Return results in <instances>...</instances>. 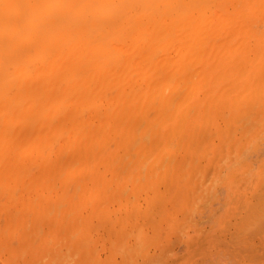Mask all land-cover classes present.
<instances>
[{
    "label": "bare ground",
    "instance_id": "1",
    "mask_svg": "<svg viewBox=\"0 0 264 264\" xmlns=\"http://www.w3.org/2000/svg\"><path fill=\"white\" fill-rule=\"evenodd\" d=\"M258 20H262L264 22V0H0V189H1V187L4 188V190H3V188L0 190L1 191V193H0V196H1L0 199L2 198V200H5V202L8 204V206H6L7 204H5V202H3L2 200H0V208L1 209H4V214L2 213L3 211L2 212L0 211V213H1L0 216L3 215L1 217L2 219L0 218L1 219V221H0L1 222L0 227H2V229L0 228V231H1L0 234L2 236H5V235L7 236V237L6 236L5 237H2L0 235V238H3L1 240L5 241L7 238H8V240L9 239H12L13 240L14 237L15 238L17 237V240L14 239L13 244L11 245L12 246L11 249L12 248H17L18 250L17 249H12V250L13 251H15V250L16 251H19V249L20 250L22 249V248H20V246L21 247L23 246V248H24L27 245L26 242L29 240V237L31 235V232L34 231V230H32L34 228H31L30 227V229H28L29 227L26 226V221H27V219H29V217H30V219L28 220V221H30V222H28V223H30V224H28L29 226L30 225L32 226L33 224L34 225H37V223H39L38 221L40 220V219L37 220L38 218H44L45 220L42 219L43 222H44V224H47L48 225V222L45 223L46 222V218H48L47 209L49 211V210H53V209L57 208V206H55L53 204L54 203L53 200H55V201L57 200L59 202L57 204L55 203L56 205H58V207H60V204L61 203H62V205L64 204V206L66 207L67 210L69 208H71V209L74 210L75 207H76V209L78 207H80V205L78 207L75 206L74 208L71 207V205L72 206L74 205V204H71V203H73V201L76 200L75 195L76 194H79L77 192H80V190L82 189V188L80 189V186L81 187H84V185H85L81 180H78V177L80 178V175H82L80 173L83 172V173L87 174L88 176H90L92 179H94L95 174L97 173L98 167L100 165H103V163H102V164H100L98 166L99 160L100 159L101 160H104V158L107 157V156H109V155H112V156H110L111 158L114 157V156H116L115 155L116 154V149H115L116 147L114 148L115 149L114 150L112 148V146H111V144H114V142L116 140L115 135L118 138L120 137L119 139H121V136H120L121 134H122V136L123 135L124 136H126V135L127 136H131L132 135L131 133L133 131H135V130H137V131H135L133 133H137L136 135L140 134L141 132H143L141 130L142 129L141 127H143V129L145 128L147 130L148 126L146 124L148 122L146 121V123H145V120L148 118L147 116L150 113H152V111L149 113L150 110H153V111L155 110L156 111L155 112L156 115L153 117V119H156L154 121V123L157 122V120L158 121H161V123H163L164 121H166V118L167 117L170 118V116H168V115H171L169 113V112H171V110H168L169 107L170 108L172 107L171 109H173L174 111H176V109H174V107L176 108V106H178L179 103L181 104L183 102L182 99H184L185 97H184V94L182 95L181 93H185V95H186V91L184 89L187 86L186 85L187 84L186 82H188V79H189V82H190V83L188 82L189 87H190L189 90H191V88L194 87V86L191 85V82H192L193 85H195V87H198L196 85H200L202 83L201 81H205L206 82V80H207L206 77L207 76H206V74L204 72L205 70H203L204 67L202 68V66L201 67L199 66V67H197L198 69H201L200 70L201 73L198 70V72L200 73L199 75H198V73L196 71L197 68L196 69L194 68V72L197 73V74L195 73L196 76L198 75L197 77L196 76L194 77L195 80L194 79L192 81L190 80V78H193L192 75L194 74V72L192 73V75L191 74H187L188 77L186 79H183L182 77H180V78H182L184 80L183 83L181 81H179V82H181L183 84V87H181L182 84H180L181 89L180 88H177V87H179V84L176 83V82H178V79H176L177 81L174 84L175 86L173 85V89L176 92L179 91L178 93H180V96L176 92H175V94L172 93L173 92L172 86L170 84L168 86L167 83L170 82V80L172 79V77H174V75L177 73V71H179V70L181 71L182 68L185 69L186 67H188V66L190 67V65H192V64L195 63V62H192V63H189L186 66L185 64H187V61L188 62H191L192 60H197L196 62L203 61L202 63L204 64V62H209L210 60H214V59H222V60H228V61H237V60H239V61H242L244 63L245 62L248 63L251 60H260V61L261 60H264V32L263 31H260L258 29V27L256 25V22ZM247 42H250L252 44H250V43L247 44ZM245 45H247L248 47L245 46ZM251 46H255L256 47V50L253 51L251 49ZM184 60L186 62H182ZM179 62H182L184 64V66L182 65V63L180 65ZM214 64H215V61L212 64V67H213ZM210 65H211V63H210ZM242 65H243V63H242ZM257 67H259V66H257ZM229 68L230 67H228L227 69H229ZM262 71L264 72V70H262ZM202 72L206 76L205 77L206 78L205 80H203L204 79L203 78L204 75L202 74ZM229 72L230 71H228V73ZM238 74H239V72H238ZM185 76H186V74H185ZM185 76H184V78H185ZM189 76H192V77L189 78ZM216 76L217 75L215 74V77ZM220 76H218V78ZM225 76H226V74H225ZM225 76L223 75V77H225ZM240 76H239V78H240ZM177 78H179V77H177ZM196 78H198V80ZM263 78L260 77L259 79H263ZM166 80L168 82H166ZM185 80H187V81H185ZM205 82L203 84H205ZM256 82H254V83H256ZM217 83H219V82H217ZM229 84H227V85H229ZM224 85H226V83ZM238 85H239V83H238ZM252 85H254V84H252ZM252 85H250V86H252ZM202 86H204V85L201 84V88H202ZM195 87H194V89H195L194 91L192 89L191 91H188V92H196V88ZM260 87H262V86L260 85ZM226 88H227V86H226ZM256 88H258V87H256ZM168 89H170V90H168ZM177 89H178V91H177ZM182 89L184 91L181 92ZM222 89L223 88H221V90ZM247 89L244 88L245 91ZM231 90H233V89H231ZM256 90H254V91H256ZM259 90H257V91H259ZM167 91H168V93L170 91L171 92L169 94H167ZM206 91H208V90H206ZM240 91H242V90H240ZM257 91L254 92V95L252 94L253 92L250 95H248L249 93L247 94L249 96V99L250 100L252 99V103H253L252 104V103L249 102V105H248L249 107L251 106L252 108L253 107L255 108L256 105L254 103H256L260 99L261 96L260 97L258 96L259 98H256L257 95L260 94ZM260 92H261V90H260ZM262 92H263V90H262ZM224 93H227V91L224 92ZM232 93H233V91H232ZM256 93H257V95L255 96ZM171 94L173 96H176L177 95V98H176L177 100H175V104L176 103H178V104L175 105V106L173 105L174 104V101L173 100H174L175 97H173V100L171 101V98H172V95ZM169 95H171V96H169ZM187 95L188 96H186V98L187 97L189 98V94H187ZM224 95H226V94H224ZM251 95H253L252 97L253 98L255 97L256 99L253 100V98H250ZM169 97H171V98L169 99ZM215 97H216V99H218V96H215ZM235 97L236 98H233L234 100H236L237 97H239V96H235ZM247 97H246V100L245 101H247V99H248ZM199 98H201V97H199ZM261 98H263V97H261ZM212 99H213V102H214V97L213 96H212ZM249 99H248V101H249ZM197 100L198 99H196V101ZM210 102H208L209 104L207 103V106L205 105L207 108H209L207 110L208 112H210L209 111L210 110V107H211L210 104L211 105L212 104L214 105V103L212 102L211 99H210ZM233 102H235V101H233ZM226 103H227V101H226ZM241 103H242V101H241ZM259 103H261L260 100H259ZM251 104L254 105V106H252ZM195 105L194 106H195V111H196L197 103ZM262 105H263V103H262ZM189 106H191V105H189ZM214 107H216V106H214ZM249 107H248V111H249ZM257 107H258V104H257L256 108ZM204 109H205V107H204ZM204 109H203V111H204ZM243 109H244V107H242L240 109V111L243 110ZM167 110H168V112H167ZM173 110H172V112H174ZM191 110H192V113L191 114H193L195 112L193 105L191 106L190 111L187 114H189L191 112ZM246 110H247V108L244 109L243 111L244 112H247ZM211 111H212V107H211ZM218 111H219V109H218ZM233 111H235V110H233ZM233 111L231 110L230 112H232V114H233ZM147 112L149 114H147ZM165 112H167V113L165 114ZM184 112H185V108L183 110V113ZM206 112L203 113L204 116L205 115L207 116V113ZM216 112H217V110H216ZM244 112H242V111H241V113L238 112L240 115L239 114H236V115L237 116L239 115L241 117V119H242V116L241 115ZM247 113L244 114V115L249 116V114H247ZM258 113H259V111H258ZM184 114L181 113V115H183V116L178 115L179 116L178 117L179 118L178 123L183 118L189 117L188 115H187V117H185L186 114H185V116H184ZM191 114H190V116H191ZM153 115H154V112H153ZM153 115H151V116H153ZM172 115H173V113H172ZM206 116H205V118H206ZM229 116L231 117L232 115H229ZM207 117L209 118V115ZM144 118H146V119H144ZM173 118H174V116L172 117V119ZM141 119H144V121L141 120ZM243 119H245V118H243ZM203 120H204V123H202L203 121L201 120L202 121L201 122V125L202 126L197 121V123L199 124L198 126H201L199 128L196 125V122L195 123L193 122L195 125L192 124L194 126V128H195V126H197L195 128L196 131H197V128H198V130L201 129L199 131H202V133L204 132L203 134L201 132H199L200 135L201 134L203 135L202 137H204L205 130L207 129V127H206L207 125H205V123H206V121L208 119L206 118V119H203ZM225 120H227V119H225ZM140 121L142 123H144L145 125L144 124L142 125ZM229 121H231V120H229ZM183 122H185V120H182V122H180V123L183 124ZM134 123H135V125L140 124V125H138L139 127L136 128L135 125H134ZM154 123H152V124H154ZM158 123H160V122H158ZM158 123H155L154 124V127H157L158 126ZM161 123H160V125H161ZM178 123H176V126H177ZM207 123H209V125H210V119H209V121H207ZM227 123H228V120H227ZM152 124H150L151 127L148 129L149 131L147 130L148 133H150V131H151V135L152 136H154V135L157 136V134L159 136V134H162V133H159L158 131H157V134H155L156 133V130H159L160 129L159 128L160 126L158 127L159 129L156 128L154 130V127H153ZM203 124L205 125L206 128H204ZM226 124L223 125L222 127L224 128V126H227L228 128H230L232 126L231 125L229 127V125L231 123L229 125H226ZM209 125H208V127H209ZM130 126L132 127V129H134L133 128V126H134L135 127V130H133L131 132L132 129L130 128ZM145 126H147V128ZM219 126H221V125H219ZM152 127H153V129L151 130ZM169 127H170V125H169ZM177 127H179V124H178ZM177 127H175V130H174V127H172L173 129H170L169 128V130H167L169 132V135L170 136L167 135L168 133L166 131V133H167L166 135L169 136L171 140H172L171 137L173 136L171 133H173L174 131H176V128ZM187 128H188V126H187ZM194 128H192V129H194ZM221 128L218 129L219 132H222V129ZM261 128H262V126H261ZM139 129H140V133H138V130ZM202 129H205V130L203 131ZM170 130H174V131L173 132L172 131L170 132ZM254 130H256V129H254ZM225 131H227L226 128H225ZM206 132H208V131H206ZM148 133H147V135H149ZM175 133L176 132H174V135H175ZM180 133H182V131ZM222 133L224 134V132H222ZM140 135L142 136L141 138L146 137V133H144V136L142 135V133ZM140 135L137 136V137H140ZM184 135L186 136V138L188 136H189L188 138H191L192 137L191 133H190V135L187 134L188 136L183 133V136ZM219 135H221V133ZM194 136L196 137V140H195L194 137H192V139L194 141H196L195 143H197V145L193 142V140L190 142L189 139H186L185 138L187 141L186 140H183L182 147H180L181 146V140H182V138H179V139H181L180 140V145L178 144L176 146V148H177L176 150L177 151H176L175 155L173 153V156L175 158L176 157L178 158L177 152H179L178 155H179V158H181V159L178 158V160H177V158L175 159L173 157L174 160L172 159V161H170V158H172L171 157V154L172 153L170 154V156H169L168 159L165 158V157H163V160L165 158V160L167 159V161H168L166 164H163V165H165V167H168V168H165V171L163 170L165 174L163 173L162 170L161 171L159 170L160 171V173H159L160 176L158 174V178L159 179L158 178L157 179H158V181L159 180L161 181L162 180L161 179L162 178V175H167V176H165V177L163 176V177L166 180H168V179L169 180H168V182L167 181L164 182V180H163L162 185L168 186V185L171 184L172 187L175 186V188L178 185V187L176 189H178V190L181 191V188L180 187L182 186V191L184 190L183 189V186L184 185H180L181 182H179V181H178L177 184H176V182L181 177L186 178L187 175L190 177V174H193V173H191L192 172V168H191L192 166L190 165L191 167H189V170L188 171L191 170V172L189 173V172H186V170L183 171L184 168L186 169V167H184V165L186 166V165L191 164L192 160L194 158L196 160L197 158L194 157L192 160H187L190 163L189 162L182 163V162H185V161H183L184 158H185L184 160H186L191 155V153L189 154L187 152H189L192 149H193L192 151H194V148H192V147H194L195 145H196V147L199 145V148L198 149H200V147H201L200 144H199L201 142V138L199 140L198 139L199 138V135H197L195 133H194ZM123 137H122L123 142H127L128 144L131 143V145H129L130 147L127 145V147L130 148V149L128 148V150L126 148L127 152L129 150H130L129 153L134 154V152H135L136 155H137V157H138V154H140V153L137 154V150H139V148H140V150H139V152H140L141 149L143 148L142 147V142L143 143L146 142L145 139H147V137L149 138V136H147L145 139H142L143 140L142 142H140L138 140L141 139V138H136V140H135V137L136 136L131 141H130V139H129V141H127V138H125L126 140H124ZM174 137L175 136H173V138ZM152 138H150V140H148V143H149V141H150L151 144H153V142H154V144H157V145H154L153 144V148L155 149V147H156V149H157V147L160 145L161 142L157 143L158 141L155 138H158V137H155V138L152 137ZM237 138H238V136H237ZM245 138H247V137H245ZM170 139L168 138V141H170ZM213 139H211V140H213ZM225 139H226V137H225ZM153 140H156V142L153 141ZM197 141H199V142H197ZM103 142H107V143L110 142V143L108 144V146H104L103 145ZM137 142L138 143L140 142L141 143V146L138 147V145H137V147H136L137 150L133 152L132 147L135 146L134 144H137ZM206 142H204V143H206ZM132 143H134V144H132ZM187 143H189L190 145L192 143H194L195 145L194 146L188 145V148L186 149L185 147H187L186 146ZM224 143H225V141H224ZM144 144H143V146H144ZM114 145L116 146V144H114ZM201 145H202V143H201ZM229 145H231V144H229ZM263 145H262V147H263ZM119 146H121V142H120V145ZM149 146H150V144H149ZM149 146H147V145L144 146L145 149H142V152L141 153H143V154L142 155L140 154L141 156L144 155L143 157H145V158H146V156L147 157H149V155L151 156V153H149V154L146 153V152H145L146 154L144 153L145 150L146 151L148 150V152H150V150L153 149V148H151L149 150L148 149V148H150ZM223 146H224V144H223ZM125 147L126 146L124 144V148H122V149L125 150ZM151 147H152V145H151ZM178 147L180 149H178ZM122 149H121V151L123 152ZM185 149L187 150V152H184V151H186ZM230 150H231V148H230ZM118 151H120V150H118ZM180 151H182V153ZM192 151H190V152H192ZM197 151H199V150H197ZM222 151H224V149H222ZM257 151H258V149H257ZM120 152H119V154H117V156L115 157L116 159H114V161L115 160H118L120 158V156L123 153H125V152H123V153L121 152V155H120ZM207 152H209V151H207ZM126 153H125V155L123 154L125 156V158H126V155L130 156L129 153L128 154H126ZM168 153H170V152H168ZM168 153H167V155H169ZM183 153L186 154V155H184ZM194 153L195 152H193V154ZM132 154H131V156H132ZM187 154H189V155H187ZM238 154H240V153H238ZM123 155H122V158H124ZM157 155H159V153ZM157 155L154 157L155 159H156ZM262 156H263V154H262ZM134 157H135V155H134ZM137 157H135L137 159V161H135L136 159L134 158L135 159L134 160L135 162H138L139 157L138 158ZM143 157H141V159H140L141 161L139 160L140 162H142V160L145 161ZM192 157L193 156H190V158H192ZM213 157L215 158L214 155L212 156V159H214ZM132 158H133V156H132ZM129 159H131V157ZM212 159H210V160L212 161ZM105 160H106V158H105ZM119 160L122 161L123 159H119ZM204 160L205 159H203V161ZM123 161H124V163L126 162V164L129 166V161H126V159L123 160ZM149 161L148 162L151 164V161L152 160H149ZM174 161H177V163L179 162V165L176 162H174ZM203 161H201V162H203ZM112 163H113V160H112ZM168 163H170L169 164L170 166L168 165ZM120 164H122V163H120ZM126 164H125V167H122V169L123 168L126 169V167H127ZM137 164H139V163H137ZM176 164L178 166V167L177 166L176 167L179 168V169H177L175 167ZM108 165L110 166L111 164H108ZM163 165H161V166H163ZM171 165L172 166L174 165V167H171ZM247 165H249V164H247ZM262 165L263 164H261V166ZM222 166H224V165H222ZM244 166H246V165H244ZM145 167H146V165H145ZM104 168H106V167H104ZM152 168H153V165H152ZM172 168H174V171H176V173H178L180 171V173L177 174V176H179L178 179H177V176L175 175L176 174L175 172H174L175 173L174 176H176V177L173 176V170L171 171ZM201 168H202V166H201ZM259 168H260V166H259ZM103 169H101V170H103ZM124 169H123V171H124ZM133 169L135 170V169H137V167L136 168H132V170ZM140 169L142 171V168H140ZM140 169H138V170L140 171ZM209 169H211V168H208L207 169L208 172H209ZM148 170L151 171L153 169L150 170L149 165H148ZM112 171L113 170H111V173H112ZM118 171H120V170H118ZM141 171L139 173H141ZM145 171H147V170H145ZM182 171H183V173H182ZM255 171H256V169H255ZM121 172H120V174H121ZM138 172L136 174V177L134 176V178H136V179L138 178V175H139ZM148 172H146L145 175L149 174ZM208 172L206 171V175L209 174ZM76 173H78L77 174L78 176L76 178L77 180L72 179V177H74V175H76ZM107 173H108V170H107ZM132 173H131V175H132ZM116 174H115V177H117ZM170 174H171V176H169ZM182 174H184V175H182ZM127 175H128V173H127ZM127 175H124V176L126 177ZM103 176H104V174L102 175V177ZM85 177L86 176H84V178ZM154 177L152 178V180L154 179ZM82 178L83 177L81 176L80 179H82ZM134 178H133L134 182L136 183V181H137V182H139V184L138 183L135 184L134 182L131 183L132 185H134V188H136L135 192H134V190H132V192L133 193H137L139 195H142V191L139 192L140 191L139 190L140 188L138 189V186L140 185V180L138 181V180H136ZM262 178H264V177H262ZM115 179H114V181L111 180L112 183H115L116 182ZM139 179H141V176L139 177ZM188 179H187V181L189 182ZM103 180H106V178H104ZM170 180H172V182L174 180L175 183H171ZM232 180H234V179H232ZM100 181H101V179H100ZM155 181H156V179H155ZM239 181H241V180H239ZM101 182H100V184H98L99 186L102 184ZM145 182L147 184L148 180L147 181L145 180L144 183ZM148 183H150V182H148ZM168 183H170V184H168ZM174 184H176V185H174ZM201 185H203V184H201ZM156 186H158V185H156ZM69 187H71V189H72L71 192L74 193V194L68 192V191H70L69 190L70 189ZM92 187L94 188L95 186L92 185ZM172 187L170 186L171 193L168 192L169 193L168 194L166 192L168 194V196H170V197L172 196V198L175 197V200H176V198H179L180 203L183 201V199L186 200V201H183V202H187V203L190 202V201H188L189 198H187V197L184 196L186 193H189V192H187L186 190H185V194H184V192H181L180 193L181 194V197H182V199H181L180 196H179L180 194L179 195L175 194V196H174V193H178L179 191L176 190V189L173 191L172 190ZM73 188H74V191H73ZM87 188H89L88 185H87L86 189ZM99 188L101 189V187H98V189ZM132 188L133 187L131 186V189ZM158 188H159V186L157 187V189ZM170 188H166L165 190L170 189ZM46 189H48V190L46 191ZM77 189H79V190H77ZM102 189L103 190L106 189V186L104 187L102 185ZM131 189H130V191H131ZM137 189L139 191H137ZM161 189H163V191H164V188H162V186H161ZM230 189L231 188H229V190ZM17 190H19L20 193ZM51 190H53V191L56 190V193H55V191H54V193H55V195L57 197H56V199L49 198V200L51 199V201H50L49 204L50 205H51V203L53 204L52 207L49 206L51 208L50 209L48 207V205H47V202L49 200L47 201L48 197H46L49 194H46V193L48 191H49V193L52 192ZM112 190H109V191H106V192H104L105 190L103 191L104 192V195H101L100 196L101 197V200L99 198L100 203L101 202H105V201H102V196H104L103 198H108V193L109 192H112L113 193ZM120 190H121V187H120ZM150 190H151V188H150ZM44 191L46 193H44ZM130 191H129V189H128V191L126 189V192L124 190L125 194H127V192H128V194L129 193H132ZM203 191H204V189H203ZM2 192H4V194H2ZM103 192H101V193L103 194ZM193 192H194V190H193ZM258 192L260 193V191H258ZM5 193H6V195H5ZM81 193H84V190H81ZM97 193H96V195H97ZM118 193H120V192H118ZM122 193H123V191H122ZM151 193L152 192H148L147 191V194L145 195L146 197H145L144 201L147 200V195H149ZM157 193L160 194V190ZM164 193H165V191H164ZM52 195H49V196L50 197H53ZM79 195H81L82 197L84 195V199H85V195H87V194L84 193V194H79ZM90 195L91 194H89V196ZM151 195L148 197V199L150 201H151ZM258 195L259 196L262 195L263 197L262 196L261 197H258ZM258 195L255 194V196L257 197V199L254 198V196H253V199L254 200L255 199L256 200H260V202L263 204L264 203V200H262V198H264V191L261 192V194H258ZM127 196H129V195H126V197ZM186 196H189V195H186ZM5 197H6V199H5ZM124 197H125V195L123 196V198ZM133 197H135V196H133ZM133 197L132 198H129V201L132 202V200H134V202H132V203L137 208L134 207L132 203H128L127 202L128 201L127 200L128 198L126 199L127 200L126 201L127 204L125 203V205H123L124 203L121 204L120 203L121 201L119 202V206L118 205L116 206V205H114V203L112 204L110 202L112 205H114L113 208L114 207L119 208L118 210H120L119 211L120 213H118V210L116 212L122 218L120 217V220L117 221V219H119V218H116V217H119V216H117V214L115 213V211L113 212L115 214L112 215L113 213L111 211L110 212L111 215L112 216H115V218L114 217H113L114 219L111 218L109 220V224L107 223L108 221L106 220V219H109V218H106L105 220L102 219L103 221L97 219L100 224L103 222V223H106V225L108 224L109 226L105 227V230H107L106 231V235L107 236L105 234H102L103 233L102 230H104V228L102 227V226H104L103 223H102V226L101 225L100 226L99 225L98 226L96 225V227H94V229H92L93 232H94V230L96 232V228H98V227L99 228L100 227L102 228V230L99 231V232H101V234L98 232V229L99 228L97 229V232H98L97 233L98 235L96 234L98 236L97 239L101 238L104 235V237L101 238V241L99 240L100 242L98 240L95 241L96 244L93 242V244H95V246H97V244H99V243H102L103 245H101V247L102 248H103V246L105 247V245L109 241V238H110L111 235L114 234L115 237H116V235L121 231V228L124 229L122 225H124L125 229L126 228L128 229V227H127L128 225H125V224H127V223L130 222V220H128V216H131V215L134 216V217H132V216L129 217V219L131 218V222H130L129 226H131V225H135L136 226V224H132V223L133 222L135 223L136 221L138 223L139 222H142L141 220L144 219V216H145V218H147L146 216H149V217L151 216L152 217L151 222H153V218L155 220L156 214L161 211L160 213L157 214L158 216H159V214H161V216H159V217L157 216L156 217V222L157 223L156 224H153L154 222L153 223L150 222L151 224L149 223V225L151 227H152V225H154L152 227L153 229L150 227V229H152V231H154V227L155 226L157 227V225L158 226L161 225L159 227H161V229H162L163 222H165L168 219L167 222L168 223L169 222L172 223L174 220H176V217L178 215V214L177 215H175V214L176 213H179V212L180 213L182 212L180 209H179L180 211H178V210H176L174 208L173 209L176 210L177 212L176 211H175L176 213L175 212H172L171 211L172 210V205L171 206L168 205L169 208L166 207L167 204L164 203L165 201H166V203H168V202L170 203V201H171L174 205L175 204L178 205V208H179V206L183 207V205H184V204L183 205H179V202H177L178 204L175 203L176 201H174V202L172 200H169L168 201V199L164 200L163 197L161 199H160V197H157V198H155V200L159 198L158 201H157L158 203L156 204L155 201H154V203L157 205V207H155L154 204H152V206H151L150 209H154V211H156L155 209L156 208H159V206H161L160 209H159L160 211L157 210V212L155 213L154 211H151L149 209V211L154 212V213H151V212L148 211V213H151V215L150 214L149 215H146L145 214L146 213L145 210H143L140 207V206H142V202H138L139 199L136 200L137 198H141V196H139V197L136 196L135 199ZM165 197L167 198V195L166 194H165ZM183 197H185V198H183ZM110 198L111 197H109V200H110ZM121 198H122V196H121ZM125 198H124V200H125ZM258 198H260V199H258ZM86 200H88V199H85L84 203H86ZM93 200H94V198H93ZM161 200L162 201L164 200V201L162 202ZM179 200L177 199V201H179ZM88 201L91 203V200H88ZM106 201H107V199H106ZM141 201H143V200H141ZM44 202L46 204H43ZM89 202L86 203V204H88V206L90 205V207H91L92 204H90ZM136 202H137V204L138 203L139 204L137 205ZM255 202H259V201H254V204L249 203L250 205L252 204V207L249 204H247V203L246 204L249 205L248 206L249 209L251 207V211L252 210H255L256 207L258 208V207L261 206V208H258L260 210L256 209L254 212L252 211L253 216H251L252 214H251V211L249 209H247V211H244L243 210L244 211V214H247L249 212L250 214L248 213V215H250V217L247 218L248 215H246L247 216L246 218L248 220L244 217L246 219V221H244L243 217L240 216V220L239 221L242 222V220H243L245 223L244 222H242V223H240V222L238 223L237 222V225L239 224L241 226H243L242 225L243 223L246 225V224H249V222H253L254 227H253L252 223H250L252 226L250 224H249L250 227H248L246 225L245 227H247V228L244 229V227H243V230L241 232H239V229L240 228L242 229V227H240L239 225L237 227V225H236L235 228L238 230L239 236H238V234H235V233H237V231H235V228H234V231L235 232H233L234 234L229 233L230 230H228L229 231L228 233L231 234L232 237H233V235H235L233 238L231 236H229V238L231 237L230 239L228 238L230 240L229 243L232 242L234 246H235V243L236 242L238 243V245L241 244V242H243V241L245 242L244 237L246 238V241L247 240L249 241V239H248L249 235L252 236V238H254L255 235L253 237L252 234H254V232H252V231H255L256 229L258 231L259 228H260V230L262 229L261 230L262 232L264 230V228H262V227H264V221H263V219H264V213H263L264 204L263 205H259L258 203H256L257 204L256 205ZM2 203H4V205ZM65 203H68L67 204V206L69 205L68 208H67V206H66ZM95 203H94V206H95ZM98 203L99 202H97V204ZM152 203H153V201H152ZM241 203L242 202H240V204ZM34 204H37V205L35 206ZM106 204H109V202H107V203L105 202V204H102L101 203V205H106ZM128 204L129 205L131 204V205L129 206ZM147 204H148L147 201H146L145 204H143V205H145V208L146 209H147V206H146ZM23 205L24 206L27 205V209L29 207V209H28L29 212H28V210L25 209L26 207L25 208L23 207ZM30 205L31 206L34 205V207L39 208V209L34 208L35 209L34 214H39L40 216L39 215L38 216L37 215H34L32 213L33 212V206L31 207ZM62 205H61V207H62ZM126 205H128V206L125 207ZM164 205H166V206H164ZM98 206L100 208V205H97L96 206L97 210H98ZM106 206L108 207V205H106ZM120 206L121 207L123 206V209L122 210L120 209ZM253 206H255V208ZM2 207H4V208H2ZM5 207L9 208V211L15 208L16 213L18 212L19 209L21 210L22 208H24L25 210H22L23 212L19 211V214L17 213V215L20 217V220H19V218H18L17 215H16L17 218H14L12 216L13 214H15L14 213L15 212L14 210H13L14 212L12 211L13 214L11 215V214H9L11 212H8L7 211V208L5 209ZM44 207H47L46 208V211H45V208ZM65 207H63V208H65ZM128 207H130L129 210H128ZM162 207H163V209H165V208L167 209V210L165 209V211H167V213H165V214L162 213V212H165L164 210L161 209ZM16 208L18 210H16ZM31 208H32V210H30ZM42 208H44V209H42ZM96 208H94V209H96ZM252 208H254V209H252ZM76 209L74 210L75 211L74 214L72 213L73 210L69 211L68 213H71L69 215H72V214L75 215V213L77 211ZM87 209H85L86 213L89 212V211L91 212V210H92L91 208H90L91 210L88 209L89 211ZM94 209H93V211H94ZM111 209L108 208L109 211ZM224 209H222V210H224ZM231 209H233V208L231 207ZM38 210H39V212H38ZM61 210H62V208H61ZM61 210L55 209L53 211L58 214V217H60L58 211H61ZM140 210L141 211L143 210V212H141ZM182 210H183V208H182ZM6 211L8 212L7 217L5 215ZM30 211H31L32 214L30 213ZM83 211H84V209H83ZM93 211H92V213H93ZM105 211H107V210H105ZM121 211H124V213H125V211H127V212L125 214L123 213L124 215H121V213H122ZM134 211H135V213H134ZM243 211H241L242 214H243ZM20 212L22 213V217L24 216L23 214H25V217L26 218L24 219V217H23L24 220H21L22 217H21ZM27 212H28V216H26L27 215ZM50 212L51 211H49V213ZM65 212H66V210L64 211V214H65ZM79 212H80V214L82 213L81 211H79ZM170 212H172L171 213L172 215L169 214ZM183 212H184V210H183ZM226 212H228V211H226ZM29 213H30V216H29ZM89 213H87V215H89ZM105 213H107V212H105ZM105 213H104V215H105ZM110 213H108V214L110 215ZM127 213H129V215ZM137 213H139V214L142 213V214L139 215L140 219H141V216L143 217V219H141V220L139 219L140 221L136 220V218L138 217ZM254 213H256V214H254ZM258 213H259V215H257ZM62 214H61V216H62ZM134 214H136V216ZM152 214L153 215L155 214V216L153 217ZM162 214L166 215V216H164L166 218L163 217L165 221L162 220V223L159 224V221L160 220H158V219L160 217H162ZM167 214H169L168 217L172 221H169L170 219L167 217ZM244 214H243V216H244ZM8 215H11V217L10 216L8 217ZM42 215H43V217H41ZM44 215H45V217H44ZM53 215L56 216L55 214H53ZM69 215H64L63 219L66 216L70 217ZM84 215H85V212H84ZM84 215L83 216H80L79 215L80 216L79 217L76 214L75 217L77 216L76 218L79 217V219H81V217L84 218ZM87 215H85V217H87ZM111 215L110 216L107 215V217H112ZM90 216H92V215H90ZM192 216H193V214H192ZM3 217L4 218L6 217V219L8 220V222H7V220L5 221V222H7L5 224H2ZM34 217H35L36 220L34 219ZM58 217L56 216L54 218L57 220ZM75 217H73V218H75ZM96 217H98V216H96ZM204 217H205V215H204ZM254 217H255V219H254ZM13 218H14V221L15 220L16 221L18 220V222L20 223V225H21V222L25 221V223L23 222L22 225H21L23 228L21 226H18L19 224L16 222L17 223V226L19 227V230L20 231L18 229H17L18 231L17 230H14V225L16 223H14L12 221ZM88 218H91V217H87L85 219H88ZM92 218H93V216H92ZM123 218H125L124 221H123ZM133 218H134V220H133ZM200 218L202 219V217H200ZM250 218H252V219H250ZM257 218L258 219L260 218V219L258 220ZM261 218H262V220H261ZM63 219H62L61 222L64 225L65 224L64 223L65 221ZM68 219L69 218L66 217L65 220L67 221ZM71 219H72V217H71ZM115 219H116V221L114 223L115 224L117 223L119 225L116 224L117 225V227H116L117 229L115 228V230H113L114 228H111L112 231L110 233V227L112 226L110 224V222L112 220L114 221ZM148 219L149 218L146 219L147 220L146 221L147 223L150 221V219L149 220ZM227 219H225V220H227ZM253 219L256 222H254ZM56 220L54 221V223L56 222ZM59 220H61V219H59ZM59 220H58V223H59ZM81 220L83 221V219H81ZM81 220H79L80 223H83ZM198 220H200V219H198ZM233 220H234V218H233ZM260 220L263 221V222H261L263 224V226L261 225V223H259ZM10 221L13 224H11ZM31 221L32 222L36 221V222L32 224ZM52 221L53 220H51V223L49 224V227L53 230V228H55V227L53 226V224H52L53 222ZM79 221H77V222L79 223ZM119 221H121V223ZM190 221H191V219H190ZM68 222H69V224L71 222V225L75 224L74 222L72 224V221H70V220ZM93 222H94V220H93ZM97 222H96V224H97ZM144 222L145 221H143V223ZM8 223H9V225H8ZM78 223L75 224V227L76 228H78L77 227ZM23 224H24V226H23ZM115 224H114V227H115ZM183 224L184 223H182V225ZM211 224L213 225V223H211ZM256 224H257L258 228H257V226H255ZM11 225L13 226V230L14 231L11 230V228H12ZM54 225L58 226L56 223ZM63 225H61V226H63ZM199 225H200V223H199ZM5 226H7V228H5ZM9 226H10V228H9ZM40 226L41 225H39V227ZM61 226H60V229L61 230H58V231L63 232L64 229H65V231H64V233H65L66 230L68 229L69 232H71V228L70 227H72V226H69V228H67V225H66V228H64V229H62ZM164 226L167 228V223L166 222H165ZM234 226H235V224H234ZM35 227L37 228V226H35ZM41 227H40V229H42ZM63 227H65V226H63ZM75 227H72V228L74 229ZM90 227H91V225H90ZM147 227L149 228L148 225H147ZM224 227H225V225H224ZM20 228H22V229H20ZM45 228H46V226H45ZM76 228L74 230H76ZM129 228H131V227H129ZM248 228L251 229V232H250V229H248ZM3 229H4L5 232L3 231ZM47 229L45 231H47ZM57 229H59V227ZM87 229L86 230L89 233V230H91V229H89V227H87ZM127 229H126V231H127ZM140 229H141V227H140ZM9 230H11V232ZM86 230L84 231L85 233L83 232L84 235H89L88 233L86 234ZM92 230H91V233L90 234L93 233ZM260 230L258 232L257 231H255V232L259 233V232H261ZM26 231H27V233H26ZM129 231H130V229H129ZM157 231L159 232V229L158 228H157ZM161 231H163V230H161ZM243 231H245V233ZM246 231H248L247 232L248 234H246ZM2 232H4V233H2ZM6 232H9L8 234H11V233L12 234L11 235H8V234H6ZM13 232H15V233L13 234ZM19 232L20 233H23V234L19 235L20 234ZM69 232L67 233L68 235L66 234L67 237L69 236V234H72L73 231L71 233H69ZM112 232H115V233H112ZM109 233H110V235H109ZM174 233H173V235H174ZM242 233H243L242 236H244V234H246L248 237L245 235L242 238L243 241H241L242 239H240V241H239V239L236 241L235 239L238 238V237H240L241 236L240 234H242ZM249 233H251V234H249ZM26 234H28L27 237L28 236L29 237H28V239L25 242L23 240H25L24 238L26 237L25 236ZM44 234H47V233L44 232L43 233V236H44ZM81 234L82 233H80L79 235H76V236L80 237ZM99 234H100L101 237L99 236ZM119 234L117 236L118 239L115 242V244L118 243V244L121 245V242L122 241H125L124 240V238H125V235L124 234L125 233L122 234V235H119ZM204 234H203V236H204ZM34 235H35V233L32 236H34ZM40 235H41V233H40ZM84 235L81 236V238L83 237L81 240H83L85 238V240L83 241V244H85L84 242H86L90 237H92L94 235V233H93L92 236L90 235L89 238H88V236H84ZM123 235H124V238H123ZM10 236H12V237H10ZM21 236H23V237L21 238ZM70 236H72V235H70ZM73 236H75V235H73ZM119 236H122V240L121 241H120V237ZM139 236L140 235H137V238ZM175 236H177V234H175ZM133 237H134V235H133ZM150 237H152V236L150 235ZM156 237H158V236H156ZM168 237H166V238H168ZM226 237H228V236H226ZM226 237H224V238H226ZM104 238L106 240L108 239V241L106 242V244L103 243V241L104 242L106 241ZM129 238L130 237H128V239ZM172 238L170 239V241L171 240L173 241L175 237L172 236ZM178 238H180V237H178ZM190 238H192V237H190ZM195 238H196V236H195ZM252 238H250V239H252ZM18 239H19V241H23V244L24 245H22V243H20L21 245L19 244L20 246L19 245L17 246L16 243L17 244L19 243ZM30 239H33V238L30 237ZM36 239L37 238L34 239V243H35ZM40 239H42V238L40 237ZM79 239L80 238H78L77 241H79ZM102 239H104V240L102 241ZM126 239H127V237H126ZM193 239H192V241H193ZM213 239H215V238H213ZM213 239L211 240L212 242L214 241ZM8 240L6 242H8ZM68 240H67V242H68ZM129 240H131V239H129ZM165 240L166 239H164V242L166 243ZM176 240H177V238H176ZM176 240H174V241L176 242ZM233 240H234V242H233ZM111 241H113V239H111ZM131 241H132L131 242V244H132L133 243V240H131ZM157 241H158V239H157ZM170 241H169V243H172L173 244L174 241L173 242L172 241L170 242ZM81 242H79V243H81ZM223 242H225V241H223ZM223 242H221V240H220V244H218L217 242H214V244L213 243H209V246H210V244H212V246H214V245L217 246V244L218 245H223L222 244ZM252 242H255V241L253 240ZM60 243H59V247H60ZM76 243L77 242H75V244ZM123 243L124 242H122V244ZM178 243H179V241H178ZM215 243H217V244H215ZM255 243H257V246L261 245V243L258 244V241L255 242ZM201 244H202V242H201ZM13 245H15L16 247L13 246ZM162 245H160V248L158 247L159 248V252H160V249L162 248L161 247ZM48 246H50V245H48ZM54 246H56V245H54ZM93 246H91L92 253H94V251H96L95 250L96 247L94 246L95 248H93ZM110 246H113V245L110 244ZM110 246H109V248H110ZM158 246H159V244H158ZM170 246L171 245H169V248H170ZM176 246H177V244H176ZM192 246H193V244H192ZM204 246H203L202 249H206L207 247H209V246H207V247H204ZM212 246H211V248H212ZM216 246L214 247L215 249H212V250L216 251V249H217ZM223 246H227V248H228L229 245H225L224 244ZM234 246H232V247H234ZM244 246H246V244H244ZM8 247H9V245H8ZM71 247H73V245L72 246L70 245L69 248H71ZM154 247H155V245H154ZM167 247H168V244H167ZM167 247H166V250H168ZM196 247L198 248V246H196ZM3 248L2 247L0 248L1 251L3 250ZM41 248H42V246H41ZM115 248L117 249L118 247L116 246ZM174 248L171 247L172 250ZM255 248L257 249L258 247H255ZM255 248H253V250ZM77 249L79 250V248H77ZM104 249H107V248L105 247V248H103V250ZM164 249H165V247H164ZM237 249H239L241 251V247L238 248V246H237ZM246 249H248V248H246ZM246 249L244 248V250H246ZM73 250H75V249H73ZM73 250H72V252H73ZM100 250H102V249H100ZM100 250H99V252H100ZM229 250H231L230 249V246H229ZM262 250H263V245H262ZM22 251H25V250H22ZM105 251L106 250H104V252ZM116 251L114 250V252H115L114 253V257H115V255L116 256L119 255V254H116V253H118ZM224 251L222 249H220V250L217 249L216 252L218 254L220 252V256L221 257L219 255H217V254H216V256H214L213 255L214 252H212L211 255H213L214 258L217 257V259H214L213 256L211 258V255H209V254H208L209 256L206 257L205 255H207V253L204 251V253H206V254L203 257H206L205 258L206 261L201 256L200 257L203 259V262L202 261L197 262L200 259L199 256L197 257V258H199L197 261H194V260L193 261L196 262L195 264H197V263L198 264L204 263V261H205L204 264H218L219 261L220 262L223 261L222 263L219 262V264H226V263L229 264V262L231 261L230 264H232V262H233L232 261V258L235 261L236 260H238V261L240 260V258L239 257L237 258V256H235L236 257V259H235L233 256L229 255L231 252L228 254V257L229 258L228 257L225 258L228 252L226 253V250H224ZM240 251H238V252H240ZM257 251H258V249H257ZM60 252H62V251H60ZM75 252H77V251L75 250ZM75 252H74V256H75ZM194 252L192 254H194ZM241 252H240V254H243V252H244L243 251V248H242V251ZM8 253L9 252H6V254H8ZM22 253L23 252H21V254ZM82 253H84V251ZM107 253H110V252L108 251ZM107 253L105 252V255H107ZM221 253L224 254V256ZM262 253H264V251H262L261 254ZM98 254H100V253H98ZM153 254H155V253H153ZM163 254H164V252H163ZM185 254H187V253L185 252ZM200 254H202V253H200ZM234 254H232V255H234ZM240 254H238V255H240ZM261 254H256V256L257 255H260L262 257ZM40 255H42V254H40ZM82 255H84V254H82ZM105 255H104V257H105ZM243 255L245 256V257H243V260H247L246 258L250 257V258H248V260H249L248 261V264H252L253 261H254V264H256V263H259L258 261L261 260V259L260 260L258 259V261H257V258H259L260 256L253 257L251 259L252 255H254V253L249 254L250 256H248V257H247L248 254H243ZM59 256H60V254L58 255V258H59ZM65 256H67V255L65 254ZM88 256H90V255H88ZM183 256H184V254H183ZM186 256L187 255H185V257ZM263 256H264V254H263ZM1 257L3 258V256H1ZM1 257H0V260H1V263L0 264H4L5 263L4 261L6 259L4 261H2V258ZM99 257H102V256L99 255ZM208 257H209V260L207 261V258ZM222 257L225 258V260ZM230 257H232V258L230 259ZM87 258H88L87 261H89V263L90 262L91 263H93V262L96 263L97 262L96 264H98V260H100V258L99 259H95V257H93V258L90 257L91 259L89 257H87ZM151 258H152L151 260L155 259L153 257H151ZM197 258H195V260ZM254 258H256L255 259L256 261L254 260ZM16 259H17V257H16ZM85 259H86V257H85ZM85 259L83 260V262L85 261ZM92 259H93V262H92ZM122 259H124V258L122 257ZM190 259H188V260H190ZM218 259H220V260L218 261ZM226 259L227 260L229 259L228 262H227ZM59 260L61 262V259H59ZM59 260H58L57 264L60 263ZM65 260L66 259L63 260L64 263L67 262ZM251 260H252V262H251ZM14 261H15V259H14ZM41 261H42V259H41ZM41 261H39V262H41ZM147 261H148V259H147ZM170 261L168 260V262H170ZM176 261H177V259H176ZM235 261H234L233 264H237ZM2 262H4V263H2ZM119 262H120V260H119ZM262 262H264V260ZM262 262L260 264H262ZM84 263L86 264L87 262L85 261ZM126 263H128V262L126 261ZM183 263H184V261H183Z\"/></svg>",
    "mask_w": 264,
    "mask_h": 264
},
{
    "label": "rangeland",
    "instance_id": "2",
    "mask_svg": "<svg viewBox=\"0 0 264 264\" xmlns=\"http://www.w3.org/2000/svg\"><path fill=\"white\" fill-rule=\"evenodd\" d=\"M256 25H257V27H258V29L260 30V31H263L264 32V22L262 21V20H258L257 22H256ZM261 28V29H260ZM263 29V30H262ZM250 42H247V44H249ZM250 44H252V43H250ZM245 46H247V45H245ZM248 47V46H247ZM251 49L254 51V50H256V47L255 46H251ZM197 60H192L191 62H188L187 61V64H185L186 66L189 64V63H192V62H195L194 64H192V65H190V67L188 68V67H186L185 69H183L182 67L184 66V64L182 63V62H186L185 60L184 61H182V62H179L180 63V65H181V63H182V70L179 72V71H177V73L174 75V77H172V79L170 80V82H168L167 80H166V82H168L167 84H168V86H169V84L172 86V90H173V92L172 93H174L175 94V92L176 91H174V89H173V85L175 84V82L177 81L176 79H178V82H176V83H178L179 84V87H177V88H180L181 89V87H183V82H184V80L183 79H186L187 77H188V75L187 74H191L192 75V73L194 72V68L196 69L197 67H201L202 66V68H203V70H205L204 72H205V74H206V76H205V74H203V72H202V74L204 75L203 76V80H205L206 78H207V80H206V82L205 81H201L200 83L202 84V85H204V86H202V88H201V84L200 85H196V86H198V87H195V85H193L192 84V82H191V85L192 86H194L195 88H196V92H188V91H191L192 89H193V91L195 90L194 89V87H192L191 88V90H189L190 89V87H189V84H188V82H189V79H188V82H186L187 84V86L189 87H187L186 85V87H185V91H186V95H185V93H181L182 95L184 94V99H182L181 97V99L183 100V104L181 103H179V105L178 106H176V108L174 107V109H176V111H174L173 109H171L170 107H169V109L168 110H171V112H172V110L174 111V112H172L173 113V115H172V113L171 112H169L171 115H168V116H170V118H168L167 116V118H166V121H164L163 123H161V121H158L157 120V122H155V123H158V122H160L161 123V125H160V123H158V126L157 127H154V121L156 120V119H153V117L156 115L155 114V110L153 111V110H150L149 111V113L152 111V113H148L147 112V114H149L146 118H144V119H146L145 120V123H146V121L148 122L146 125L148 126V128H147V126H145L146 128H147V130L151 127V125L150 124H152V123H154V124H152L153 125V127H154V130L157 128V129H159V130H156V133L155 134H157V131L159 132V133H162V134H159V136H158V134H157V136L156 135H154V136H152L151 135V131H150V133H148V131L145 129H143V127H141L142 129V131L143 132H141L142 133V135L144 136V133H146V137L147 136H149V138L147 137V139H145L146 137H144V138H141L142 136L140 135L141 133H140V129L138 130V133H140V134H138V135H136L137 133H133V132H135V131H137V130H135V127L137 128V127H139L138 125H140V124H138V125H135V123H134V125H135V127L133 126V128L134 129H132V127L130 126V128L132 129L131 130V132L133 131V130H135V131H133L130 135L131 136H122V134L120 135L121 136V139H119L116 135H115V137H116V140H115V142H114V144H116V146L114 145V144H111V146H112V148L114 149L115 147V149H116V156H117V154H119V152L121 151V149L122 148H124V144H125V150H123V152H127V150H128V148L130 147L129 145H131V143H127V142H123V140H122V137H123V139L124 140H126L125 138H127V141H129V139H130V141L135 137V140H136V138H141V139H139L138 141H140V142H142L143 140L142 139H145L146 140V142H142V149H145V145H147V146H149V144H150V148H148L149 150L151 149V148H153V144H154V142H153V144H151L150 143V141H149V143H148V140H150V138H152V137H158V138H155L158 142L157 143H159V142H161L160 143V145L157 147V149H156V147H155V149L153 148L152 150H150V152H148V150L146 151H144V153L146 152V153H151V156L149 155V157L151 158H149V157H147L146 156V158L145 157H143V156H141L143 153H141L142 152V149H141V151L139 152V150H140V148H139V150H137L136 149V147H137V145H138V147H140L141 146V143L139 142H137V144H134V143H132V144H134L135 146H133L132 147V150H133V152L134 151H136L137 150V154L138 153H140V154H138V157H139V159H138V162H135V161H137V159L135 158V157H137V155H136V153L134 152V154H132V153H129L130 152V150L126 153V154H128L129 153V155L130 156H128V155H126V158H125V153H123L122 151V153L124 154H122L123 155V157L124 158H122V155H121V152H120V158L119 159H123V160H125L126 159V161H129V166L126 164V162L124 163V161L122 160H115L114 161V159H116L115 157L116 156H114V157H110V156H112V155H109V156H107V157H105L106 158V160H105V158H104V160H99V162H98V166L100 165V164H102L103 163V165H100L99 167H98V170H97V173L95 174V177H94V179H92L90 176H88L87 174H85V173H80V174H82V175H80V178H81V176L83 177L82 179H80L79 177H78V180H81L85 185H84V187H81L80 186V189L81 190H84V193L85 194H87V195H85V199H88V200H91V203L88 201V200H86V203H90V204H92V206L90 207V205L88 206V204H86V203H84V201H85V199H84V195H83V197L81 196V195H79V194H84V193H81V190H80V192H77V193H79V194H76L75 195V198H76V200L75 201H73V203H71V204H74L73 206L71 205V207H75V206H79L80 205V207H78L77 209H76V207L74 208V210L76 209L77 211H76V213H75V215L77 214L78 216L80 215V216H83L84 215V212H85V215H87V213H89L90 211L88 210V209H90L91 210V212L89 213V215H87V217H91V218H88V219H85V218H87V217H85V215H84V218H82L81 217V219H83V221L81 220V219H79V217L78 218H76L75 217V215H73L74 214V210L73 209H71V208H69L68 210L66 209V207L64 206V204L62 205V203L60 204V207H58V205H56L57 203H59L57 200L55 201V200H53V204L55 205V206H57V208H55V209H59V210H61V208H62V210L61 211H58L59 212V215H60V217H58V214L57 213H55L53 210H55V209H53V210H49V211H51L50 213H49V211H48V209H47V212H48V218H46V222L45 223H47L48 222V225L47 224H44V222H43V220L42 219H44V218H38L37 220H39L38 222L40 223H37V225H34L33 223H35L36 221H34V222H32V226L30 225H28V224H30V223H28V222H30V221H28L29 219H30V217H29V219H27V221H26V226H28L29 228L28 229H30V227L31 228H34V229H32V230H34V231H32L31 232V235H30V237H32L33 239H30V237H29V242L27 241L26 242V240L28 239V237H27V235L28 234H26L25 236L27 237H25L24 239L25 240H23V241H25L26 243H27V245L23 248V246L21 247L20 245V243H22V245H24L23 244V241H19V239H18V241H19V243L17 244L16 243V245L18 246L19 244V246H20V248H22L21 250L19 249V251H13L12 249H17V248H12L11 249V245L13 244V241H14V239H16L17 240V237L15 238L13 235V237H14V239L12 240V239H9L8 240V238L5 240V241H3V240H1V239H3V238H0V244L2 245H0L2 248H3V250L1 251V249H0V257L1 256H3V258H2V261H4L5 259V263L4 262H2V263H4V264H57V262H58V260L59 259H61V262H60V260H59V264H63L64 262H63V260L64 259H66L65 261H67V262H65L64 264H85L84 262L86 261L87 263L86 264H90L89 263V261H87V257H91V258H93V257H95V259H99L100 258V260H98V264H191L192 262V264H195L196 262H194V261H197L199 258H197L198 256L200 257H203L206 253H207V255H205L206 257L207 256H209V255H211L212 254V252H214V256H216V254L217 255H219L220 256V252H219V254L216 252L217 251V249L218 250H220V249H222L223 251L224 250H226V253H227V255H226V257L225 258H227L228 257V254L229 255H231V256H233L235 259H236V257L235 256H237V258L239 257L240 258V262L238 261V260H234L232 257H230V259L232 258V264L234 263V261L237 263V264H248V258H250V257H248V256H250L249 254H252V253H254V255H252V257H251V259L253 258V257H257V256H260V255H257L256 256V254H261V252L262 251H264V230H263V232L260 230V228H259V230L261 231V232H259V233H257L258 231H257V229L255 230V231H257V232H255V231H252V232H254V234H252L253 235V237H254V235H255V237L254 238H252V236H250L249 235V237L246 235V234H248L247 232L248 231H246V234H244V236L246 235L247 237H248V239H249V241L247 240L246 241V238L244 237V236H242L243 235V233L242 234H240L241 236L240 237H238V238H236L235 240L237 241L238 239H239V241H240V239H242L243 237H244V240H245V242L243 241V239L241 240V241H243V242H241V244H239L238 245V243L236 242L235 243V246L233 245V243L231 242V243H229L230 242V238L232 237V235L231 234H229V233H232V234H234L233 232H235V231H237V233H235V234H238V230L235 228L236 227V225H237V222L239 223H242V222H244V221H246V219L247 218H249L250 217V215H248V213L247 214H244V211H247V209H249V203H252V204H254V201H259V202H255V204L256 203H258L259 205H263L261 202H260V200H256L257 199V197L255 196V194H261V192H263L264 191V178H262V177H264V72L262 71V70H264V60H251V61H249L248 63L247 62H242V61H239V60H237V61H228V60H222V59H214V60H210L209 62H204V64L202 63L203 61H198V62H196ZM214 61H215V64L213 65V67H212V64L214 63ZM228 62V63H227ZM260 62V63H259ZM210 63H211V65H210ZM241 63V64H240ZM242 63H243V65H242ZM250 63V64H249ZM263 63V64H262ZM200 64V65H199ZM203 64V65H202ZM227 64V65H226ZM232 64V65H231ZM238 64V65H237ZM257 64V65H256ZM196 65V66H195ZM222 65V66H221ZM241 65V66H240ZM249 65V66H248ZM255 65V66H254ZM224 66V67H223ZM257 66H259V67H257ZM228 67H230L229 69H227ZM243 67V68H242ZM254 67V68H253ZM257 67V68H256ZM212 70H210V69ZM237 70H236V69ZM241 68V69H240ZM247 68V69H246ZM259 68V69H258ZM225 69V70H224ZM232 69V70H231ZM256 69V70H255ZM198 70L200 71L201 69H198L197 68V73H198V75L201 73V71H200V73L198 72ZM225 72H224V71ZM228 71H230L229 73H228ZM244 71V72H243ZM259 71V72H258ZM183 72V73H182ZM215 72V73H214ZM217 72V73H216ZM238 72H239V74H238ZM196 72H194V74L192 75L193 76V78H190V77H192V76H189V78H190V80L192 81L193 79H194V77L196 76V74H195ZM223 73V74H222ZM242 73V74H241ZM185 74H186V76H185ZM215 74L217 75L216 77H215ZM225 74H226V76H225ZM233 74V75H232ZM197 75V76H198ZM221 75V76H220ZM223 75L225 76V77H223ZM241 75V76H240ZM251 75V76H250ZM260 75V76H259ZM184 76H185V78H184ZM196 76V77H197ZM218 76H220L219 78H218ZM239 76H240V78H239ZM177 77H179V78H177ZM180 77H182V78H180ZM201 77V76H200ZM206 77V78H205ZM243 77V78H242ZM251 77V78H250ZM257 77V78H256ZM260 77H262L263 79H259ZM174 78V79H173ZM199 78V77H198ZM198 78H196L197 80H198ZM202 78V77H201ZM239 78V79H238ZM256 78V79H255ZM223 79V80H222ZM226 79V80H225ZM234 79V80H233ZM254 79V80H253ZM183 80V81H182ZM195 80V79H194ZM196 80V81H197ZM200 80V79H199ZM202 80V79H201ZM219 80V81H218ZM225 80V81H224ZM233 80V81H232ZM238 80V81H237ZM245 80V81H244ZM249 80V81H248ZM252 80V81H251ZM179 81H181V82H179ZM185 81H187V80H185ZM231 81V82H230ZM244 81V82H243ZM257 81V82H256ZM195 82V81H194ZM193 82V83H194ZM205 82V84H203ZM214 82V83H213ZM217 82H219V83H217ZM221 82V83H220ZM228 82V83H227ZM243 82V83H242ZM254 82H256V83H254ZM172 83V84H171ZM190 83V82H189ZM198 83V82H197ZM226 83V85H224V84ZM230 83V84H229ZM238 83H239V85H238ZM263 85H262V84ZM180 84H182V86L180 87ZM185 84V83H184ZM199 84V83H198ZM207 84V85H206ZM227 84H229V85H227ZM252 84H254V85H252ZM262 86V87H260V85ZM190 85V86H191ZM249 85V86H248ZM250 85H252V86H250ZM175 86V85H174ZM178 86V85H177ZM223 86V87H222ZM226 86H227V88H226ZM214 87V88H213ZM237 87V88H236ZM242 87V88H241ZM256 87H258L260 90H261V92H260V90L258 89V88H256ZM170 88V87H169ZM221 88H223L222 90H221ZM244 88L245 89H247L246 91L244 90ZM262 88V89H261ZM179 89V90H180ZM231 89H233V90H231ZM259 90V91H257V90ZM168 90H170V89H168ZM183 89L181 90V92L182 91H184ZM206 90H208V91H206ZM217 90V91H216ZM240 90H242V91H240ZM254 90H256L258 93H260V94H258L257 95V93L255 94V96L257 95V97L256 98H259L260 96L261 97H263V98H261L260 97V102L261 103H259V100L256 102V103H254L256 106H257V104H258V107L256 108V106H255V108L253 107H249L248 105H249V102L250 103H252V99L250 100L249 99V96L248 95H250L252 92ZM262 90H263V92H262ZM177 91H178V89H177ZM206 91V92H205ZM227 91V93H224V92H226ZM230 91V92H229ZM232 91H233V93H232ZM256 91H254V92H256ZM171 92V91H170ZM169 92V93H170ZM179 92V91H178ZM178 92H176V93H178ZM205 92V93H204ZM220 94H219V93ZM254 92L252 93L253 95H254ZM168 93V91H167V94H169ZM191 93V94H190ZM193 93V94H192ZM204 93V94H203ZM239 93V94H238ZM249 93V94H248ZM179 94V96H180V93H178ZM187 94H189V98L187 99L186 98V96H188ZM196 94V95H195ZM203 94V95H202ZM224 94H226V95H224ZM248 94V95H247ZM172 95V94H171ZM171 95H169V96H171ZM214 97V102H213V99H212V96ZM224 95V96H223ZM253 95H251V97L250 98H253L252 96ZM206 96V97H205ZM208 96V97H207ZM215 96H218V99H216V97ZM235 96H239V97H237V99L236 100H234L233 98H236ZM244 96V97H243ZM248 96V97H247ZM259 96V97H258ZM173 97H175L174 98V100H173ZM199 97H201V98H199ZM246 97L249 99V101H248V99H247V101H245L246 100ZM171 97H169V99H170ZM177 98V95L176 96H173L172 95V98H171V101L173 100L174 101V106L175 105H177L178 103H176L175 104V100H177L176 99ZM255 97L253 98V100L254 99H256ZM179 99V98H178ZM187 99V100H186ZM196 99H198L197 101H196ZM210 99L212 100V102L214 103V105L212 104H210V106L212 107V111H211V107H210V112H208L207 110L209 109V108H207L206 106H207V103L208 102H210ZM185 100V101H184ZM200 100V101H199ZM216 100V101H215ZM229 100V101H228ZM226 101H227V103H226ZM233 101H235V102H233ZM241 101H242V103H241ZM177 102V101H176ZM185 102V103H184ZM255 102V101H254ZM197 103V107H196V111H195V104ZM211 103V102H210ZM221 103V104H220ZM262 103H263V105H262ZM172 104V103H171ZM170 104V105H171ZM209 104V103H208ZM235 104V105H234ZM253 104V103H252ZM251 104V105H252ZM189 105H193V107H194V113L193 114H191L192 113V110H191V112L189 113V114H187L189 111H190V108H191V106H189ZM195 105V106H194ZM206 105V106H205ZM220 105V106H219ZM226 105V106H225ZM247 105V106H246ZM190 108H189V107ZM214 106H216V107H214ZM218 106V107H217ZM222 106V107H221ZM252 106H254V105H252ZM178 107V108H177ZM204 107H205V109H204ZM228 107V108H227ZM242 107H244V109H246L247 108V112H244L243 110H241L242 112H244L241 116H242V119H241V117L239 116L240 114L239 113H241V111H240V109ZM248 107H249V111H248ZM261 107V108H260ZM167 108V107H166ZM165 108V109H166ZM184 108H185V114H186V116H185V114L183 113V110H184ZM214 108V109H213ZM233 108V109H232ZM239 108V109H238ZM203 109H204V111L207 113V116L209 115V118L206 116V118L208 119L207 121H209V119H210V125H209V123H207V121H206V123H205V125H207L206 127H207V129L205 130V129H202L203 131L205 130V134H204V137H202L203 135V133H202V131H199V130H201V129H199L198 130V128L199 127H201L202 125H201V122L202 123H204V120L203 119H206L205 118V116L203 115V113H205L204 111H203ZM218 109H219V111H218ZM256 109V110H255ZM168 110H167V112H168ZM180 110V111H179ZM201 110V111H200ZM216 110H217V112H216ZM233 111V110H235V111H233V114H232V112H230V111ZM238 110V111H237ZM166 111V110H165ZM257 111V112H256ZM258 111H259V113H258ZM153 112H154V115H153ZM167 112H165V114L167 113ZM201 112V113H200ZM214 112V113H213ZM230 112V113H229ZM239 112V113H238ZM176 113V114H175ZM181 113L182 114H184V116L185 117H187V115L189 116V117H187V118H183L182 120H185V122H183V124L182 123H180V122H182V120L178 123V120H179V116L178 115H181ZM222 113V114H221ZM249 114V116H247V115H244V114ZM257 113V114H256ZM262 113V114H261ZM190 114H191V116H190ZM232 115L231 117L229 116V115ZM236 114H239L238 116L236 115ZM254 114V115H253ZM151 115H153V116H151ZM244 115V116H243ZM261 115V116H260ZM174 116V118L172 119V117ZM181 116H183V115H181ZM203 116V117H202ZM214 116V117H213ZM216 116V117H215ZM253 116V117H252ZM176 117V118H175ZM196 117V118H195ZM201 117V118H200ZM238 117V118H237ZM248 117V118H247ZM217 118V119H216ZM232 118V119H231ZM243 118H245V119H243ZM144 119H141V120H143L144 121ZM181 119V118H180ZM188 119V120H187ZM198 119V120H197ZM200 119V120H199ZM216 119V120H215ZM225 119H227L228 120V123H227V120H225ZM235 119V120H234ZM202 120V121H201ZM229 120H231V121H229ZM238 120V121H237ZM243 120V121H242ZM247 120V121H246ZM197 121H198V123L201 125V126H198L199 124L197 123ZM221 121V122H220ZM225 121V122H224ZM141 122V121H140ZM139 122V123H140ZM152 122V123H151ZM196 122V125L198 126V128H197V131H196V127L197 126H195V128H194V126L193 125H195L194 123ZM231 124H230V123ZM234 122V123H233ZM239 122V123H238ZM242 122V123H241ZM257 122V123H256ZM176 123H178L179 124V127H177L178 126V124H177V126H176ZM221 123V124H220ZM227 123V124H226ZM141 124L143 125L144 123H142L141 122ZM149 124V125H148ZM193 124V125H192ZM229 125V127L230 128H228L227 126H224V128L222 127L223 125ZM145 125V124H144ZM169 125H170V127H169ZM182 125V126H181ZM184 125V126H183ZM205 125L203 124V126H204V128H206L205 127ZM208 125H209V127H208ZM219 125H221V126H219ZM234 125V126H233ZM237 125V126H236ZM257 125V126H256ZM160 126V127H159ZM181 126V127H180ZM187 126H188V128H187ZM255 126V127H254ZM261 126H262V128H261ZM153 127L151 128V130L153 129ZM159 127V128H158ZM172 127H174V130H175V127H177L176 128V131H174V130H170V132L172 131H174V132H176L175 133V135H174V132L173 133H171L173 136H175L174 138H173V136L171 137L172 138V140L170 139V135H169V132L167 131V130H169V128L170 129H173ZM222 127V128H221ZM254 127V128H253ZM182 128V129H181ZM192 128H194V129H192ZM215 128V129H214ZM217 128V129H216ZM222 129V132H224V134L222 133V132H219V130L218 129ZM225 128H226V130L227 131H225ZM235 128V129H234ZM245 128V129H244ZM163 129V130H162ZM187 129V130H186ZM192 129V130H191ZM254 129H256V130H254ZM186 130V131H185ZM191 130V131H190ZM194 130V131H193ZM224 130V131H223ZM231 130V131H230ZM251 130V131H250ZM147 131V132H146ZM166 131H167V133H166ZM179 131V132H178ZM182 131V133H180ZM197 133H196V132ZM206 131H208V132H206ZM229 131V132H228ZM255 131V132H254ZM199 132H201L202 134L200 135V133ZM212 132V133H211ZM226 132V133H225ZM231 132V133H230ZM249 132V133H248ZM259 132V133H258ZM147 133L149 134V135H147ZM153 133V134H154ZM183 133L184 134H188V135H190V133H191V135H192V137H194L195 138V140H196V137L194 136V133L195 134H197V135H199V140H200V138H201V142L199 143L200 144V149H198L199 148V145L196 147V145H197V143H195L196 141H194L193 139H192V137L191 138H186V136L184 135L183 136ZM221 133V135H219ZM230 135H229V134ZM169 135V136H167V135ZM181 134V135H180ZM236 134V135H235ZM262 134V135H261ZM118 135V134H117ZM140 135V137H137V136H139ZM166 135V136H165ZM214 135V136H213ZM227 135V136H226ZM249 135V136H248ZM151 136V137H150ZM201 136V137H200ZM210 136V137H209ZM232 136V137H231ZM237 136H238V138H237ZM130 137V138H129ZM165 137V138H164ZM167 137V138H166ZM214 139H213V138ZM225 137H226V139H225ZM231 137V138H230ZM245 137H247V138H245ZM118 138V139H117ZM168 138L170 139V141H168ZM179 138H182V140L181 139H179ZM189 139L190 140V142L193 140V142L196 144H194V143H192L191 145L189 144V143H187V147H185L186 149L188 148V145H190V146H194V147H192V148H194V151H192V150H190V151H192V152H187V150L186 151H184V152H187V153H191V155L190 156H193L192 158H190V156H189V158H187L186 160H184L183 159V161H185V162H182V163H186V162H189V161H187V160H192L194 157H196L197 159V161L195 160V158L192 160V162H191V164H189V165H184V167H186V169L184 168V170L183 171H185L186 170V172H191V170L190 171H188L189 170V167H191L192 168V172L191 173H193V174H190V177L192 178H190L188 175L186 176V178H183V177H181L179 180H177V182H176V184L178 183V181L179 182H181L180 183V185H184L183 186V191H182V186L180 187L181 188V191L180 190H178V189H176L177 187H178V185L176 186V188H175V186H173L172 187V185L170 184V183H168V184H170V185H168V186H166V185H162V183H163V180H164V182L165 181H167L168 182V180H166L164 177L165 176H167V175H162V182L160 181H158V174L160 173V171L162 170H164L165 171V168H168V167H165V165H163V164H166L168 161H167V159L169 158V156H170V154H171V157L172 158H170V161H172V159H173V153H174V155H175V153H176V146L179 144L180 145V140H181V146L180 147H182V143H183V140H186V139ZM210 138V139H209ZM236 138V139H235ZM153 139V138H152ZM167 139V140H166ZM177 141H176V140ZM197 139V140H198ZM211 139H213V140H211ZM233 139V140H232ZM240 141H239V140ZM134 140V141H135ZM156 140H153V141H155L156 142ZM203 140V141H202ZM210 142H209V141ZM227 140V141H226ZM229 140V141H228ZM235 140V141H234ZM254 140V141H253ZM179 141V142H178ZM187 141V140H186ZM207 141V142H206ZM224 141H225V143H224ZM243 141V142H242ZM120 142H121V146H119L120 145ZM133 142V141H132ZM169 142V143H168ZM172 142V143H171ZM178 142V143H177ZM189 142V141H188ZM197 142H199V141H197ZM204 142H206V143H204ZM229 142V143H228ZM248 142V143H247ZM107 142H103V145L104 146H108V144L110 143H107ZM136 143V142H135ZM186 143V142H185ZM201 143H202V145H201ZM218 143V144H217ZM222 143V144H221ZM140 144V145H139ZM143 144H144V146H143ZM223 144H224V146H223ZM229 144H231V145H229ZM242 144V145H241ZM246 144V145H245ZM257 144V145H256ZM127 145L129 146V147H127ZM151 145H152V147H151ZM154 145H157V144H154ZM166 145V146H165ZM174 145V146H173ZM209 145V146H208ZM245 145V146H244ZM262 145H263V147H262ZM189 146V147H190ZM242 146V147H241ZM256 148H255V147ZM119 148V149H118ZM126 148H127V150H126ZM165 148V149H164ZM217 148V149H216ZM230 148H231V150H230ZM245 148V149H244ZM114 149V150H115ZM130 149V148H129ZM178 149H180L179 147H178ZM183 149V148H182ZM190 149V148H189ZM222 149H224V151H222ZM244 149V150H243ZM257 149H258V151H257ZM118 150H120V151H118ZM154 150V151H153ZM161 150V151H160ZM170 150V151H169ZM197 150H199V151H197ZM153 153H152V152ZM170 152V153H168V152ZM175 151V152H174ZM179 151V150H178ZM183 151V150H182ZM182 151H180L181 153H182ZM197 151V152H196ZM207 151H209V152H207ZM221 151V152H220ZM226 151V152H225ZM253 151V152H252ZM193 152H195L194 154H193ZM203 152V153H202ZM237 152V153H236ZM145 153V154H146ZM159 153V155H157ZM165 153V154H164ZM167 153L169 154V155H167ZM178 153L179 152H177V156H178V158H179V155H178ZM207 153V154H206ZM238 153H240V154H238ZM253 153V154H252ZM257 153V154H256ZM131 154H132V156H133V158H132V156H131ZM184 154V153H183ZM189 154H187V155H189ZM206 154V155H205ZM226 154V155H225ZM262 154H263V156H262ZM134 155H135V157H134ZM143 157L144 158V160L146 161H143L142 160V162H140L141 160V157ZM157 155V157H156V159L154 158L155 156ZM165 155V156H164ZM184 155H186V154H184ZM215 156V158L214 159H212V156ZM234 155V156H233ZM239 155V156H238ZM248 156V157H247ZM256 156V157H255ZM131 157V159H129ZM137 157V158H138ZM163 157H165V158H167L166 160H165V158H164V160H163ZM205 157V158H204ZM231 157V158H230ZM252 157V158H251ZM110 158V159H109ZM136 160H135V159ZM175 158V157H174ZM177 158V157H176ZM175 158V159H176ZM178 158H177V160H178ZM222 158V159H221ZM113 160V163H112V160ZM129 159V160H128ZM154 159V160H153ZM179 159H181V158H179ZM203 159H205L204 161H203ZM210 159H212V161L210 160ZM108 160V161H107ZM131 160V161H130ZM135 160V161H134ZM140 160V161H139ZM149 160H152L151 161V164L149 163L150 161ZM162 160V161H161ZM174 160V159H173ZM203 161V162H201V161ZM149 161V162H148ZM242 161V162H241ZM246 161V162H245ZM135 162V163H134ZM153 162V163H152ZM165 162V163H164ZM174 162H176L177 163V161H174ZM211 162V163H210ZM218 162V163H217ZM259 162V163H258ZM262 162V163H261ZM120 163H122V164H120ZM128 163V162H127ZM133 163V164H132ZM137 163H139V164H137ZM161 163V164H160ZM172 163V162H171ZM220 163V164H219ZM108 164H111L110 166L108 165ZM125 164L127 165V167H126V169H124V171H123V169H122V167H125ZM131 164V165H130ZM155 164V165H154ZM170 163H168V165H169ZM173 164V163H172ZM178 165H179V162L177 163ZM177 164L175 165V167L177 166ZM247 164H249V165H247ZM261 164H263L262 166H261ZM106 165V166H105ZM108 165V166H107ZM123 165V166H122ZM143 165V166H142ZM145 165H146V167H145ZM148 165H149V168H150V170L151 169H153V170H151V171H149L148 170ZM152 165H153V168H152ZM160 165V166H159ZM161 165H163V166H161ZM183 165V164H182ZM191 165V166H190ZM208 165V166H207ZM216 165V166H215ZM222 165H224V166H222ZM244 165H246V166H244ZM252 165V166H251ZM256 165V166H255ZM106 167V168H104V167ZM167 166V165H166ZM170 166V165H169ZM201 166H202V168H201ZM213 166V167H212ZM259 166H260V168H259ZM101 167V168H100ZM119 167V168H118ZM137 167V169H133L132 170V168H136ZM160 167V168H159ZM171 167H174V165L172 166L171 165ZM178 167V166H177ZM176 167V168H177ZM225 167V168H224ZM235 167V168H234ZM239 167V168H238ZM255 167V168H254ZM262 167V168H261ZM104 168V169H103ZM114 168V169H113ZM129 170H128V169ZM140 168H142V171H141V169ZM144 168V169H143ZM147 168V169H146ZM159 168V169H158ZM175 168V169H176ZM188 168V169H187ZM190 168V169H191ZM208 168H211V169H209V172H208ZM242 168V169H241ZM101 169H103V170H101ZM138 169H140V171H141V173H139L140 171L138 170ZM177 169H179V168H177ZM251 169V170H250ZM255 169H256V171H255ZM260 169V170H259ZM107 170H108V173H107ZM111 170H113L112 171V173H111ZM118 170H120V171H118ZM128 170V171H127ZM131 170V171H130ZM145 170H147V171H145ZM160 170V171H159ZM173 170V176H174V174L176 173V171H174V168H172L171 169V171ZM182 170V169H181ZM214 170V171H213ZM220 170V171H219ZM235 170V171H234ZM239 170V171H238ZM122 171V172H121ZM130 171V172H129ZM139 173V175L141 176V179H139V175H138V178L136 179V178H134V176L136 177V174H137V172ZM149 171V172H148ZM164 171H163V173H164ZM183 171H182V173H183ZM206 171L209 173L208 175H206ZM234 171V172H233ZM101 172V173H100ZM110 172V173H109ZM120 172H121V174H120ZM133 172V173H132ZM136 172V173H135ZM146 172H148L149 174H147V175H145L146 174ZM175 172V173H174ZM217 174H216V173ZM220 172V173H219ZM117 173V174H116ZM127 173H128V175H127ZM131 173H132V175H131ZM162 173V174H163ZM168 173V172H167ZM180 173V171L178 172V173H176L175 175L177 176V174H179ZM242 173V174H241ZM260 173V174H259ZM78 173H76V175H74V177H72V179H75V180H77L76 178H77V175ZM104 174V176L102 177V175ZM108 174V175H107ZM115 174H116V176L117 177H115ZM135 174V175H134ZM165 174V173H164ZM187 174V173H186ZM232 174V175H231ZM240 174V175H239ZM251 174V175H250ZM259 174V175H258ZM106 175V176H105ZM113 175V176H112ZM124 175H127L126 177L124 176ZM182 175H184V174H182ZM195 175V176H194ZM198 175V176H197ZM218 175V176H217ZM247 177H246V176ZM84 176H86L85 178H84ZM108 176V177H107ZM154 177V179L152 180V178ZM159 176H160V174H159ZM164 176V177H163ZM169 176H171V174L169 175ZM176 176H174V177H176ZM184 176V177H185ZM197 176V177H196ZM208 176V177H207ZM130 177V178H129ZM143 177V178H142ZM215 177V178H214ZM250 177V178H249ZM104 178H106V180H103ZM116 178V179H115ZM120 178V179H119ZM133 178L134 179H136V180H140V185L138 186V189L140 190H138L137 189V191H139V192H141L142 191V195H139V194H137V193H133L132 192V190H134V192H135V190H136V188H134V185H132L131 183H133L134 182V180H133ZM158 178V179H157ZM170 178V177H169ZM173 178V177H172ZM179 178V176H177V179ZM189 178V179H188ZM197 178V179H196ZM234 179V180H232V179ZM238 178V179H237ZM260 178V179H259ZM91 179V180H90ZM100 179H101V181H100ZM114 179L116 180V184L115 183H112V181H114ZM123 179V180H122ZM155 179H156V181H155ZM171 179V178H170ZM187 179L189 180V182L187 181ZM208 179V180H207ZM214 179V180H213ZM112 180V181H111ZM147 181L148 180V182H150V183H148L147 182V184H146V182L144 183V181ZM239 180H241V181H239ZM246 180V181H245ZM89 181V182H88ZM127 181V182H126ZM195 181V182H194ZM198 183H197V182ZM91 182V183H90ZM93 182V183H92ZM100 182L102 183L100 186L98 185V184H100ZM106 182V183H105ZM124 182V183H123ZM126 182V183H125ZM159 182V183H158ZM166 182V183H167ZM170 182L171 183H175L174 182V180H173V182H172V180H170ZM186 182V183H185ZM188 182V183H187ZM192 182V183H191ZM203 182V183H202ZM205 182V183H204ZM104 183V184H103ZM128 183V184H127ZM135 183V182H134ZM136 183H138L139 184V182H137L136 181ZM135 183V184H136ZM158 183V184H157ZM165 183V184H166ZM230 183V184H229ZM96 184V185H95ZM115 184V185H114ZM124 184V185H123ZM146 186H145V185ZM176 184H174V185H176ZM201 184H203V185H201ZM228 184V185H227ZM242 184V185H241ZM246 184V185H245ZM87 185L89 186V188H87L86 189V187H87ZM92 185L93 186H95L94 188L92 187ZM102 185L105 187L106 186V189H102ZM156 185H158L159 186V190H160V194L159 193H157V192H159V190L157 189V187L158 186H156ZM225 185V186H224ZM115 188H114V187ZM123 186V187H122ZM131 186L134 188H132L131 189ZM136 186V185H135ZM144 186V187H143ZM161 186H162V188H164V191H165V193H164V191H163V189H161ZM164 186V187H163ZM166 186V187H165ZM170 186L172 187V190L174 191L175 189L176 190H178L179 192L178 193H174V196H175V194H177V195H179L181 192H184V194H185V190L187 191V192H189V193H186L184 196L185 197H187V198H189V200L188 201H190L189 203H187V202H183V201H186L185 199H183V203L181 202L180 203V200H179V198H176V200H175V197L174 198H172V196L170 197V196H168V192H170L171 193V188H170ZM195 186V187H194ZM221 186V187H220ZM98 187H101V189L99 188L98 189ZM120 187H121V190H120ZM137 187V186H136ZM142 187V188H141ZM190 187V188H189ZM225 187V188H224ZM231 188L230 190H229V188ZM3 187H1V189H2ZM70 189V191H68V192H70V193H72L71 191H72V189H71V187H69ZM150 188H151V190H150ZM166 188H170V189H167V190H165ZM174 188V189H173ZM179 188V189H180ZM204 189V191H203V189ZM239 188V189H238ZM258 188V189H257ZM263 188V189H262ZM0 189V190H1ZM96 189V190H95ZM113 189V190H112ZM126 189H127V191H128V189H129V191H130V189H131V191L130 192H132V193H129L128 194V192H127V194H125V192H126ZM145 189V190H144ZM153 189V190H152ZM197 189V190H196ZM226 189V190H225ZM255 189V190H254ZM3 190H4V188H3ZM48 189H46V191H47ZM77 190H79V189H77ZM102 190V191H101ZM109 190H112L113 191V193L112 192H109L108 193V198H103L104 196H102V201H105L106 203L107 202H109V204H106V205H108V207L106 206V205H101V203L102 204H105V202H101L100 203V201H99V198H100V200H101V195H104V192H106V191H109ZM117 190V191H116ZM124 190H125V192H124ZM150 190V191H149ZM192 190V191H191ZM193 190H194V192H193ZM17 191H19V190H17ZM50 191V190H49ZM49 191L46 193L45 191H44V193H46V194H49V195H52L53 193H54V191H55V193H56V190H51L52 192H50L49 193ZM73 191H74V188H73ZM76 191V190H75ZM86 191V192H85ZM104 191V192H103ZM122 191H123V193H122ZM147 191L148 192H152L151 194H149V195H147V209L145 208V205H143V204H145L146 203V201H144V199H145V195L147 194ZM209 191V192H208ZM249 193H248V192ZM258 191H260V193L258 192ZM83 192V191H82ZM92 192V193H91ZM98 192V193H97ZM101 192H103V194L101 193ZM118 192H120V193H118ZM146 192V193H145ZM168 194H167V193ZM220 194H219V193ZM257 192V193H256ZM0 193H1V191H0ZM19 193H20V191H19ZM18 193V194H19ZM55 193L52 195L53 197H50L49 195L48 196H46V197H48V199H47V201L49 200V198H53V199H56V195H55ZM96 193H97V195H96ZM218 193V194H217ZM226 193V194H225ZM248 193V194H247ZM255 193V194H254ZM2 194H4V192H2ZM1 194V195H2ZM72 194H74V193H72ZM89 194H91L90 196H89ZM95 194V195H94ZM116 194V195H115ZM131 194V195H130ZM133 194V195H132ZM141 194V193H140ZM159 194V195H158ZM163 196H162V195ZM165 194L167 195V198L165 197ZM213 194V195H212ZM229 194V195H228ZM263 194V193H262ZM5 195H6V193H5ZM125 195V197H126V195H129V196H127L126 198H125V200H124V198H123V196ZM141 196V198H137L136 200H138L139 199V201L138 202H142V206H140L143 210H145V214L146 215H151V213H156L157 212V210H159L160 209V207L161 206H159V208H156L155 210L156 211H154V209H150L151 208V206H152V204H154V206L155 207H157V201H158V199H156L155 200V198H157V197H160V199L163 197L164 198V200H166V199H168V201L169 200H172L173 202L174 201H176L175 203H177V202H179V205H183V207H181V206H179V208H178V205H174L171 201H170V203L168 202V203H166V201L164 202L165 204H167V206L166 205H164V206H166V207H168L169 208V206H171L172 205V212H175L176 210H178V211H182L181 213L179 212V213H176L175 215H177V217H176V220H174L172 223H168L167 222V220L165 221L164 220V218H166V217H164V216H166V215H164L165 213H167V211H165V209H163V207L161 208L162 210H164L165 212H162V213H164V214H162V217H160L158 220H160L159 221V224H161L162 223V220L163 221H165L166 223H167V228L164 226V224H165V222H163V226H162V229H161V227H159V226H161V225H157V227L155 226L154 227V231H152V227L154 226V225H152V227L149 225V223L151 222V219H152V217L150 218L149 216H146L147 218H149L150 219V221L147 223L146 221V219L147 218H145V216H144V219H143V217L141 216V219H143V220H141L140 219V217H139V215L140 214H142V213H137V215H138V219L136 218V220H138V221H142V222H133L132 224H136V226L135 225H131V226H129V224H130V222H131V218L129 219V217H131V216H128L129 215V213H127L128 215V220H130V222L129 223H127V224H125V225H128L127 227H128V229H127V231H126V229H125V227H124V225H122L123 226V228L124 229H122L121 228V231L118 233L119 235H122V234H124L125 235V238H124V235H123V238H124V240L125 241H122V242H124L123 244H122V242H121V245L120 244H118V243H116L115 244V242L117 241V239H118V234L116 235V237H115V235L113 236V235H111L110 236V238H109V241H108V239L106 240L105 238V242L103 241L104 239H102V241H103V243H105L106 244V242H107V244L105 245V247L107 248V249H104V250H106L105 252L107 253L108 251L110 252V253H107V255H105V252H104V250H103V248H105L104 246H103V248L101 247V245H103L102 243H99V244H97V246H95V241H101V238L102 237H104V235L101 237L100 236V234H101V232H99L100 230H102V228L100 229L99 227V229L98 228H96V232H95V230H94V232H93V230L92 229H94V227H96V225L98 226H102V223L100 224L99 223V221L98 220H105L106 218H109V219H106L107 221V223L109 224V220L111 219V218H115V216H112V215H114L115 213L117 214V210L119 209V208H116V207H114L113 208V206L114 205H118L119 206V202L121 203V204H123V205H125V203H126V201L128 202V203H132V202H134V200H132V202L131 201H129V198H132L133 196H135V197H133L134 199L136 198V196L137 197H139V196ZM151 195V201L148 199V197ZM161 195V196H160ZM173 195V194H172ZM186 195H189V196H186ZM241 195V196H240ZM55 196V197H54ZM93 196V197H92ZM116 196V197H115ZM121 196H122V198H121ZM180 196V198L182 199V197H181V194L179 195ZM183 196V195H182ZM193 196V197H192ZM216 196V197H215ZM253 196H254V198H256L255 200L253 199ZM262 195H258V197H261ZM1 197V196H0ZM109 197H111L110 198V200H109ZM114 197V198H113ZM170 197V198H169ZM185 197H183V198H185ZM242 197V198H241ZM263 197V196H262ZM4 198V197H3ZM93 198H94V200H93ZM128 198V199H127ZM235 198V199H234ZM239 198V199H238ZM5 199H6V197H5ZM80 199V200H79ZM106 199H107V201H106ZM120 199V200H119ZM122 199V200H121ZM127 199V200H126ZM143 200V201H141V200ZM177 199L179 200V201H177ZM213 199V200H212ZM258 199H260V198H258ZM0 200H2V198L0 199ZM98 200V201H97ZM109 200V201H108ZM114 200V201H113ZM163 200V201H164ZM204 200V201H203ZM226 200V201H225ZM239 200V201H238ZM242 200V201H241ZM262 200H264V198H262ZM261 200V201H262ZM3 202H5V200H2ZM46 201V202H47ZM50 201H51V199L47 202V205H48V207L49 206H51L52 207V203H51V205L49 204L50 203ZM152 201H153V203H152ZM154 201H155V203H154ZM162 201V200H161ZM162 201V202H163ZM215 201V202H214ZM231 201V202H230ZM238 201V202H237ZM250 201V202H249ZM96 202V203H95ZM97 202H99L98 204H97ZM113 204L114 203V205H112L111 203ZM160 202V201H159ZM161 202V203H162ZM230 202V203H229ZM240 202H242L241 204H240ZM263 202V201H262ZM37 203V202H36ZM56 203V204H55ZM70 203V202H69ZM94 203H95V206H94ZM151 203V204H150ZM249 204V205H247V204ZM3 205H4V203H2ZM5 204H7L6 202H5ZM43 204H46L45 202L43 203ZM42 204V205H43ZM66 204V206H67V204L68 203H65ZM76 204V205H75ZM120 204V205H121ZM127 204V203H126ZM133 204V203H132ZM136 204H137V202H136ZM135 204V205H136ZM139 204V203H138ZM137 204V205H138ZM150 204V205H149ZM178 204V203H177ZM252 204L250 205L251 207H252ZM20 205V204H19ZM35 206L37 205V204H34ZM34 205H32L33 206V214H34V211H35V209L34 208H36V209H39V208H37V207H34ZM61 205H62V207H61ZM97 205H100V208H99V206H98V210H97V208H96V206ZM129 205V204H128ZM128 205H126L125 207H127ZM131 205V204H130ZM129 205V206H130ZM169 205V206H168ZM211 205V206H210ZM237 205V206H236ZM244 205V206H243ZM257 205V204H256ZM258 205V206H259ZM2 206V205H1ZM6 206H8V204L6 205ZM31 206V205H30ZM31 206V207H32ZM44 206V205H43ZM42 206V207H43ZM46 206V205H45ZM69 206V205H68ZM68 206H67V208H68ZM103 206V207H102ZM111 206V207H110ZM133 206H134V204H133ZM153 206V207H154ZM175 206V207H174ZM213 206V207H212ZM241 206V207H240ZM243 206V207H242ZM16 207V206H15ZM23 207L26 209V210H28L29 209V207H28V209H27V205L26 206H24L23 205ZM63 207H65V208H63ZM88 209H87V208ZM90 207V208H89ZM106 207V208H105ZM132 207V206H131ZM134 207H136V206H134ZM149 207V208H148ZM152 207V208H153ZM154 207V208H155ZM212 207V208H211ZM231 207L233 208V209H231ZM247 207V208H246ZM251 207H250V211H251ZM254 208H255V206H253ZM2 208H4V207H2ZM7 207H5V209H6ZM18 208V207H17ZM16 208V210H18ZM24 208H22L21 210L19 209L18 210V214H19V211H21V212H23L22 210H25ZM45 208V211H46V208L47 207H44ZM44 208H42V209H44ZM50 208V207H49ZM54 208V207H53ZM94 208H96V209H94ZM103 208V209H102ZM108 208H112L110 211L108 210ZM129 208L130 207H128V210H129ZM137 208V207H136ZM176 209V210H174V209ZM182 208H183V210H184V212H183V210H182ZM218 208V209H217ZM225 208V209H224ZM254 208H252V209H254ZM258 208H261V206L260 207H258ZM257 207L255 208V210L256 209H258ZM51 209V208H50ZM73 210L72 211V215H69V214H71V213H68L69 211H71V210ZM83 209H84V211H83ZM85 209H87L89 212H87L86 213V211H85ZM93 209H94V211H93ZM120 209L122 210L123 209V206L121 207L120 206ZM126 209V208H125ZM124 209V210H125ZM139 209V208H138ZM137 209V210H138ZM149 209L151 210V211H154V212H151V211H149ZM180 209V210H179ZM222 209H224V210H222ZM229 209V210H228ZM240 209V210H239ZM15 211V208L14 209H12V210H10L9 211V208H7V211L8 212H11V213H9V214H13L12 213V211ZM30 210H32V208L30 209ZM66 210V212L68 213H66L65 212V214H64V211ZM105 210H107V211H105ZM143 210L141 211V212H143ZM167 210V209H166ZM170 210V209H169ZM168 210V211H169ZM191 210V211H190ZM210 210V211H209ZM218 210V211H217ZM244 210V211H243ZM248 210V211H249ZM255 210H252L253 212L255 211ZM258 210H260V209H258ZM0 211L4 214V209H1L0 208ZM6 211V213H5V215H6V217H7V214H8V212ZM13 211V212H14ZM57 211V210H56ZM79 211H81L82 213V215L80 214V212ZM92 211H93V213H92ZM109 211V212H108ZM112 211V213L115 211V213H113L112 215H111V212ZM120 210H118V213H120L119 212ZM131 211V210H130ZM148 211L149 212H151V213H148ZM160 211V210H159ZM199 211V212H198ZM226 211H228V212H226ZM241 211H243V214H244V216H243V214H242V212ZM252 211H251V214H252ZM262 211V210H261ZM20 212V214H21V217H22V213ZM28 212H29V210H28ZM28 212H27V215L26 216H28ZM37 212V211H36ZM35 212V213H36ZM38 212H39V210H38ZM105 212H107V213H105ZM122 213H121V215H124L127 211H125V213H124V211H121ZM161 212V211H160ZM160 212H158V213H160ZM172 212H170L169 214H171ZM190 212V213H189ZM215 212V213H214ZM233 212V213H232ZM15 214H13L12 216L14 217V218H17L16 217V215H17V213H16V211L14 212ZM25 213V212H24ZM30 213H31V211H30ZM30 213H29V216H30ZM31 213V214H32ZM63 213V214H62ZM101 213V214H100ZM104 213H105V215H104ZM108 213H110V215L112 216V217H107V215L108 216H110ZM124 213V214H123ZM134 213H135V211H134ZM157 213V214H158ZM203 215H202V214ZM235 213V214H234ZM246 213V212H245ZM262 213V212H261ZM263 213H264V208H263ZM1 214V213H0ZM53 214H55L58 218H57V220L54 218V217H56V216H54ZM61 214H62V216H61ZM156 214V216H155V214L153 215L152 214V216L154 217L155 216V220H154V218H153V222H151V223H153V224H156L157 222H156V217L158 216ZM169 214H167V217H168V215ZM184 214V215H183ZM192 214H193V216H192ZM201 214V215H200ZM226 214V215H225ZM242 214V215H241ZM250 214V213H249ZM254 214H256V213H254ZM11 215H8V217L10 216L11 217ZM15 215V216H14ZM24 216V219L26 218L25 217V214H23ZM34 215H39V214H34ZM33 215V216H34ZM64 215H69L70 217H68V216H66L67 218H69L67 221L65 220L66 219V217L63 219V217H64ZM90 215H92L93 216V218H92V216H90ZM135 216H136V214H134ZM172 215V214H171ZM174 215V214H173ZM174 215V216H175ZM181 215V216H180ZM204 215H205V217H204ZM208 217H207V216ZM246 215H248V217L246 216ZM257 215H259V213L257 214ZM262 215V214H261ZM3 216V215H2ZM2 216H0V218L2 217ZM18 216V215H17ZM32 216V215H31ZM40 216V215H39ZM54 216V217H53ZM96 216H98V217H96ZM104 216V217H103ZM117 216H119V214H117ZM159 216H161V214H159ZM158 216V217H159ZM173 216V217H174ZM179 216V217H178ZM221 216V217H220ZM240 216H242L243 217V219H244V221L242 220V222L241 221H239L240 220ZM251 216H253V214L251 215ZM263 216V215H262ZM6 217L4 218L3 217V221H2V224H5V223H7L8 222V220L6 219ZM23 217H22V219L21 220H24L23 219ZM41 217H43V215L41 216ZM44 217H45V215H44ZM71 217H72V219H71ZM73 217H75V218H73ZM120 217L121 216H119V217H116V218H119V219H117V221L118 220H120ZM126 217V216H125ZM132 217H134V216H132ZM164 217V218H163ZM200 217H202V219L200 218ZM207 217V218H206ZM224 217V218H223ZM241 217V218H242ZM246 219H245V218ZM14 218L12 219V221L14 222V223H18L19 225L18 226H21L22 225V223L24 222L25 223V221H23V222H21V225H20V223L18 222V220L16 221H14ZM18 218H19V220H20V217L18 216ZM56 220V224L58 225V226H56V225H54L55 223H54V219ZM113 218V219H114ZM122 218V217H121ZM163 218V219H162ZM169 218V217H168ZM197 218V219H196ZM211 218V219H210ZM228 218V219H227ZM233 218H234V220H233ZM263 218V217H262ZM262 218H261V220H262ZM2 219V218H1ZM1 219H0V221H1ZM5 219V220H4ZM9 219V218H8ZM33 219V218H32ZM34 219H35V217H34ZM48 219V220H47ZM59 219H61V220H59ZM62 219L65 221L64 223L67 225V228H69V226H72V227H75V224H77L78 222L77 221H79V220H81L83 223H80V221H79V223H78V225H77V227L78 228H76V230H74L72 227H70L71 228V232H72V234H69V238L67 237V233L69 232V230L67 229L66 230V232L64 233V231H65V229L64 228H66V225L64 224L63 225V223L61 222L62 221ZM79 219V220H78ZM98 219V220H97ZM124 219L125 218H123V221H124ZM140 219V220H139ZM148 219V220H149ZM170 219V218H169ZM173 219V218H172ZM184 219V220H183ZM190 219H191V221H190ZM198 219H200V220H198ZM206 219V220H205ZM219 219V220H218ZM225 219H227V220H225ZM250 219H252V218H250ZM254 219H255V217H254ZM254 219H253V221H254ZM258 219V218H257ZM260 219V218H259ZM258 219V220H259ZM7 220V222H5ZM11 220V219H10ZM36 220V219H35ZM45 220V219H44ZM51 220H53L52 222V224H53V226L55 227V228H53V230L49 227V224L51 223ZM58 220H59V223H58ZM72 221V224H73V222L75 223V224H73V225H71V222H70V224H69V222L68 221ZM93 220H94V222H93ZM102 220V221H103ZM133 220H134V218H133ZM193 220V221H192ZM202 220V221H201ZM248 220V219H247ZM260 220V222L259 223H261V222H263L264 221V219H263V221H261ZM98 221V222H97ZM116 221V219L113 221H111L110 222V224L112 225L111 227H110V233H111V228H114L113 230H115V228L117 227V225H119V224H115L114 222ZM122 221V220H121ZM121 221H119L120 223H121ZM143 221H145L144 223H143ZM169 221H172L171 219L169 220ZM190 221V222H189ZM220 221V222H219ZM233 221V222H232ZM235 221V222H234ZM250 221V220H249ZM77 222V223H76ZM96 222H97V224H96ZM207 222V223H206ZM222 222V223H221ZM254 222H256V221H254ZM10 223H11V221H10ZM17 223L14 225V230H19V227L17 226ZM61 223V224H60ZM124 223V222H123ZM150 223V224H151ZM182 223H184L183 225H182ZM199 223H200V225H199ZM205 223V224H204ZM211 223H213V225L211 224ZM245 223V222H244ZM242 224L243 226H241V225H239L240 227H242V229L240 230L239 229V232H241L242 230H243V227H244V229H246L247 227H245L246 225L248 226V227H250V223H252V225H253V222H249V224ZM11 224H13V223H11ZM86 224V225H85ZM104 224V226H102L103 228H104V230H102V234H105L106 235V231L107 230H105V227H107V226H109L108 224L106 225V223H103ZM114 224H115V227H114ZM215 224V225H214ZM227 224V225H226ZM234 224H235V226H234ZM0 225H1V222H0ZM8 225H9V223H8ZM39 225H41L40 227L42 228V229H40V227H39ZM61 225H63V226H65V227H63V226H61L62 227V229H64V231L63 232H60V231H58V230H61L60 229V226ZM90 225H91V227H90ZM95 225V226H94ZM121 225V224H120ZM147 225L149 226V228L147 227ZM196 225V226H195ZM212 225V226H211ZM224 225H225V227H224ZM238 225H237V227H238ZM251 225V226H252ZM261 225L263 226V224L261 223ZM12 226V225H11ZM23 226H24V224H23ZM35 226H37V228L35 227ZM45 226H46V228H45ZM52 226V225H51ZM194 226V227H193ZM201 226V227H200ZM208 226V227H207ZM223 226V227H222ZM255 226H257V224L255 225ZM260 226V225H259ZM18 227V228H17ZM22 227V226H21ZM59 227V229H57V228ZM87 227H89V229H91L92 230V232L94 233V235H93V233L92 234H90L91 233V230H89V233H88V229H87ZM129 227H131V228H129ZM140 227H141V229H140ZM150 227L152 228V229H150ZM197 227V228H196ZM205 227V228H204ZM212 227V228H211ZM253 227H254V225H253ZM1 229H2V227H0ZM5 228H7V226H5ZM9 228H10V226H9ZM23 228V227H22ZM22 228H20V229H22ZM48 228V229H47ZM157 228L159 229V232L157 231ZM193 228V229H192ZM204 228V229H203ZM211 228V229H210ZM222 228V229H221ZM234 228H235V231H234ZM252 228V227H251ZM256 228V227H255ZM257 228H258V226H257ZM262 228H264V227H262ZM26 229V228H25ZM47 229V231H45ZM73 229V230H72ZM87 229V230H86ZM97 229H98V232L100 233L99 234V236L101 237V238H99V239H97L98 238V232H97ZM117 229V228H116ZM129 229H130V231H129ZM196 229V230H195ZM200 229V230H199ZM209 229V230H208ZM227 229V230H226ZM248 229H250V228H248ZM247 229V230H248ZM11 230L12 231H14L13 230V226H12V228H11ZM11 230H9L10 232H11ZM17 230V231H18ZM37 230V231H36ZM39 230V231H38ZM42 230V231H41ZM86 230V234L88 233L89 235H84V231ZM135 230V231H134ZM161 230H163V231H161ZM220 230V231H219ZM225 230V231H224ZM228 230H230V232L228 231ZM254 230V229H253ZM3 231H4V229H3ZM7 231V230H6ZM16 231V232H17ZM20 231V230H19ZM30 231V230H29ZM46 232L47 234H44V236H43V233L44 232ZM52 231V232H51ZM133 231V232H132ZM143 231V232H142ZM165 231V232H164ZM180 233H179V232ZM202 231V232H201ZM1 232V231H0ZM5 232V231H4ZM4 232H2V233H4ZM22 232V231H21ZM35 233V235L34 236H32L34 233ZM37 232V233H36ZM71 232H69V233H71ZM84 232V233H83ZM131 232V233H130ZM150 232V233H149ZM174 233V235H173V233ZM200 232V233H199ZM224 232V233H223ZM229 232V233H228ZM244 233H245V231H243ZM250 232H251V229H250ZM9 232H6V234H8ZM15 232H13V234H14ZM20 233V232H19ZM26 233H27V231H26ZM30 233V232H29ZM33 233V234H32ZM40 233H41V235H40ZM49 233V234H48ZM80 233H82L84 236H88V238H89V236L91 235H93L92 237H90L86 242H84L85 244H83V241L85 240V238L83 239V240H81L82 238H81V236H83L82 234L80 235V237H78V236H76V235H79ZM110 233H109V235H110ZM112 233H115V232H112ZM117 233V232H116ZM139 233V234H138ZM179 233V234H178ZM205 233V234H204ZM212 233V234H211ZM216 233V234H215ZM227 233V234H226ZM256 233V234H255ZM12 234V233H11ZM11 234H8V235H11ZM21 234H23V233H20L19 235H21ZM67 234V235H66ZM97 234V235H96ZM145 234V235H144ZM172 234V235H171ZM175 234H177V236H175ZM202 234V235H201ZM203 234H204V236H203ZM211 234V235H210ZM221 234V235H220ZM226 234V235H225ZM249 234H251V233H249ZM1 235V234H0ZM18 235V234H17ZM48 235V236H47ZM70 235H72V236H70ZM73 235H75V236H73ZM108 235V236H109ZM133 235H134V237H133ZM137 235H140L138 238H137ZM147 235V236H146ZM150 235L152 236V237H150ZM171 235V236H170ZM180 235V236H179ZM191 235V236H190ZM201 235V236H200ZM207 237H206V236ZM213 235V236H212ZM2 236V235H1ZM6 236V235H5ZM5 236H2V237H5ZM12 236H10V237H12ZM16 236V235H15ZM96 236V237H95ZM107 236V235H106ZM156 236H158V237H156ZM160 236V237H159ZM169 236V237H168ZM172 236L173 237H175L174 238V240H176V238H177V240H176V242L174 241H172L173 242V244L172 243H169V241H170V239L172 238ZM195 236H196V238H195ZM209 236V237H208ZM221 236V237H220ZM226 236H228V237H226ZM229 236H231L230 238H229ZM235 235H233V237H234ZM238 236H239V234H238ZM7 237V236H6ZM19 237V236H18ZM23 236H21V238H22ZM40 237L42 238V239H40ZM44 237V238H43ZM63 237V238H62ZM72 237V238H71ZM114 237V238H113ZM120 237V241L122 240V236H119ZM126 237H127V239H126ZM128 237H130L129 239H131V240H133V243L131 244V240H129L128 239ZM166 237H168V238H166ZM178 237H180V238H178ZM190 237H192V238H190ZM200 237V238H199ZM224 237H226V238H224ZM232 237V238H233ZM237 237V236H236ZM20 238V237H19ZM35 238H37L36 239V241H35V243H34V239ZM60 238V239H59ZM78 238H80L79 239V241H77V239ZM145 238V239H144ZM147 238V239H146ZM156 238V239H155ZM186 238V239H185ZM195 240H194V239ZM203 238V239H202ZM210 238V239H209ZM213 238H215V239H213ZM224 238V239H223ZM229 238V239H228ZM250 238H252V239H250ZM44 239V240H43ZM69 239V240H68ZM71 239V240H70ZM111 239H113V241H111ZM138 239V240H137ZM157 239H158V241H157ZM164 239H166L165 241H166V243L164 242ZM173 239V238H172ZM192 239H193V241H192ZM197 239V240H196ZM206 239V240H205ZM208 239V240H207ZM214 240L213 242L211 241V240ZM8 240V242H6ZM64 240V241H63ZM66 240V241H65ZM67 240H68V242H67ZM210 240V241H209ZM220 240H221V242H223V241H225V242H223L222 244L224 245H229L230 246V249L231 250H229V246H228V248H227V246H223V245H218V244H220ZM255 241V242H257L258 241V244H260L261 243V245H259V246H257V243H255V242H252V241ZM11 241V242H10ZM42 241V242H41ZM51 241V242H50ZM82 241V242H81ZM99 241V242H100ZM119 241V242H120ZM127 241V242H126ZM130 241V242H129ZM157 241V242H156ZM170 241V242H171ZM178 241H179V243H178ZM200 241V242H199ZM219 241V242H218ZM238 241V242H239ZM6 244H5V243ZM44 242V243H43ZM61 242V243H60ZM75 242H77L76 244H75ZM79 242H81V243H79ZM93 242L95 243V244H93ZM193 242V243H192ZM196 242V243H195ZM201 242H202V244H201ZM208 242V243H207ZM214 242H217V243H215V244H217V246L216 245H214V246H212V244H210V246H209V243H213L214 244ZM227 242V243H226ZM233 242H234V240H233ZM8 243V244H7ZM59 243H60V247H59ZM113 243V244H112ZM164 243V244H163ZM175 243V244H174ZM246 244V246H244V244ZM15 244V243H14ZM29 244V245H28ZM42 244V245H41ZM45 244V245H44ZM82 246H81V245ZM110 244L111 245H113V246H110ZM143 244V245H142ZM150 244V245H149ZM152 244V245H151ZM158 244H159V246H158ZM163 244V245H162ZM167 244H168V247H167ZM176 244H177V246H176ZM192 244H193V246H192ZM206 244V245H205ZM237 244V245H236ZM248 244V245H247ZM250 244V245H249ZM256 244V245H255ZM8 245H9V247H8ZM34 245V246H33ZM40 245V246H39ZM48 245H50V246H48ZM54 245H56V246H54ZM70 245L72 246L73 245V247H71V248H69L70 247ZM89 245V246H88ZM96 247H94V246ZM119 248H115L116 246ZM129 245V246H128ZM131 245V246H130ZM141 245V246H140ZM154 245H155V247H154ZM160 245H162L161 247V249H160V252H159V248H160ZM165 245V246H164ZM169 245H171L170 246V248H169ZM175 245V246H174ZM204 247H207V246H209V247H207L206 249H202L203 248V246ZM253 245V246H252ZM262 245H263V250H262ZM13 246H15V245H13ZM32 246V247H31ZM41 246H42V248H41ZM91 246H93V248H95V250L96 251H94V253H92V251H91ZM109 246H110V248H109ZM128 246V247H127ZM148 246V247H147ZM165 247V249H164V247ZM175 248H174V247ZM196 246H198V248L196 247ZM211 246H212V248H211ZM216 246V251H214V250H212V249H215L214 247ZM223 246V247H222ZM232 246H234V247H232ZM237 246H238V248L239 247H241V251H242V248H243V254H248L247 255V257L248 258H246L247 260H243V257H245L243 254H240V250L239 249H237ZM0 247V248H1ZM16 247V246H15ZM27 247V248H26ZM50 247V248H49ZM58 247V248H57ZM100 247V248H99ZM146 247V248H145ZM152 247V248H151ZM159 247V248H158ZM166 247L168 248V250H166ZM171 247L172 248H174L173 250L171 249ZM255 247H258L257 249H258V251H257V249L255 248ZM261 249H260V248ZM10 248V249H9ZM19 248V247H18ZM77 248H79V250L77 249ZM92 248V249H93ZM180 248V249H179ZM189 248V249H188ZM194 248V249H193ZM244 248L246 249V248H248V249H246V250H244ZM251 248V249H250ZM253 248H255L254 250H253ZM9 251H8V250ZM37 249V250H36ZM67 249V250H66ZM73 249H75L77 252H75V250H73ZM100 249H102V250H100ZM171 249V250H170ZM238 251H240V252H238ZM260 249V250H259ZM7 250V251H6ZM18 250V249H17ZM22 250H25V251H22ZM29 250V251H28ZM40 250V251H39ZM50 250V251H49ZM55 250V251H54ZM72 250H73V252H72ZM99 250H100V252H99ZM114 250L116 251V252H118V253H116V254H119V255H115V257H114ZM182 250V251H181ZM195 252H194V251ZM210 252H209V251ZM12 253H11V252ZM60 251H62V252H60ZM84 251V253H82ZM158 251V252H157ZM204 251L206 252V253H204ZM209 253H208V252ZM249 251V252H248ZM6 252H9L8 254H6ZM21 252H23L22 254H21ZM36 252V253H35ZM46 252V253H45ZM60 252V253H59ZM66 252V253H65ZM74 252H75V256H74ZM96 252V253H95ZM100 253V254H98V253ZM163 252H164V254H163ZM185 252L187 253V254H185ZM194 252V254H192ZM225 252V251H224ZM233 252V253H232ZM237 254H236V253ZM248 252V253H247ZM252 252V253H251ZM11 253V254H10ZM49 253V254H48ZM71 253V254H70ZM153 253H155V254H153ZM199 253V254H198ZM200 253H202V254H200ZM225 253V254H226ZM235 253V254H234ZM242 253V252H241ZM3 254V255H2ZM11 256H10V255ZM40 254H42V255H40ZM46 254V255H45ZM57 254V255H56ZM60 254V256H59V258H58V255ZM65 254L67 255V256H65ZM82 254H84V255H82ZM98 254V255H97ZM141 254V255H140ZM173 254V255H172ZM175 254V255H174ZM183 254H184V256H183ZM189 254V255H188ZM193 256H192V255ZM209 254V255H208ZM222 254V253H221ZM232 254H234V255H232ZM238 254H240V255H238ZM263 254L264 253H262L261 255H262V257L260 256L259 258H257V261H258V259L260 260V261H258L259 263H256V264H260L263 260H264V256H263ZM9 255V256H8ZM18 255V256H17ZM21 255V256H20ZM26 255V256H25ZM38 255V256H37ZM64 255V256H63ZM88 255H90V256H88ZM99 255H101L102 257H99ZM104 255H105V257H104ZM163 255V256H162ZM177 255V256H176ZM180 257H179V256ZM183 257H182V256ZM185 255H187L186 257H185ZM213 255H211V258H212V256ZM223 256H224V254H222ZM243 255V256H242ZM72 256V257H71ZM124 258V259H122V257ZM142 258H141V257ZM171 256V257H170ZM192 256V257H191ZM214 256H213V258H214ZM6 257V258H5ZM15 257V258H14ZM16 257H17V259H16ZM24 257V258H23ZM35 257V258H34ZM53 257V258H52ZM85 257H86V259H85ZM120 260V262H119V260L117 259V258ZM151 257H153V258H155V259H153V260H151L152 258ZM200 257V259L197 261V262H199V261H202L203 262V259L206 261V257H203V259ZM221 257V256H220ZM219 257V258H220ZM13 258V259H12ZM20 260H19V259ZM51 258V259H50ZM90 258V259H91ZM114 258V259H113ZM172 258V259H171ZM181 258V259H180ZM191 258V259H190ZM195 258H197L196 260H195ZM223 258V257H222ZM225 258H223L224 260H225ZM229 258V257H228ZM12 259V260H11ZM14 259H15V261H14ZM39 259V260H38ZM41 259H42V261H41ZM85 259V261L83 262V260ZM89 259V260H90ZM103 261H102V260ZM139 259V260H138ZM147 259H148V261H147ZM176 259H177V261H176ZM188 259H190V260H188ZM214 259H217V257L216 258H214ZM221 259V258H220ZM220 259H218V261L220 260ZM256 258H254V260H255ZM26 260V261H25ZM31 260V261H30ZM48 260V261H47ZM52 260V261H51ZM57 260V261H56ZM81 260V261H80ZM168 260L171 262H168ZM194 260V261H193ZM209 260V257L207 258V261ZM222 260V259H221ZM227 260V259H226ZM229 260V259H228ZM228 260H227V262H228ZM7 261V262H6ZM13 261V262H12ZM39 261H41V262H39ZM91 261V260H90ZM97 261V260H96ZM126 261L128 262V263H126ZM183 261H184V263H183ZM205 261H204V263H205ZM238 261V262H237ZM256 261V260H255ZM10 262V263H9ZM34 262V263H33ZM44 262V263H43ZM92 262H93V259H92ZM189 262V263H188ZM220 262V261H219ZM219 262H218V264H219ZM223 262V261H222ZM222 262H220V263H222ZM231 262V261H230ZM230 262H229V264H230ZM242 262V263H241ZM251 262H252V260H251ZM0 263H1V260H0ZM94 263V262H93ZM93 263H91V264H93ZM97 263V262H96ZM96 263H94V264H96ZM204 263H200V264H204ZM198 264V263H197ZM227 264V263H226ZM252 264H254V261L252 262ZM262 264H264V262H262Z\"/></svg>",
    "mask_w": 264,
    "mask_h": 264
}]
</instances>
